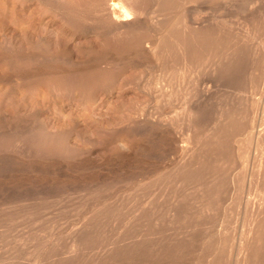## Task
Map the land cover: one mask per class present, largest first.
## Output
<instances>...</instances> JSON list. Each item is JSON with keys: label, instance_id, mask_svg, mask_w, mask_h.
Returning <instances> with one entry per match:
<instances>
[{"label": "rangeland", "instance_id": "374dc122", "mask_svg": "<svg viewBox=\"0 0 264 264\" xmlns=\"http://www.w3.org/2000/svg\"><path fill=\"white\" fill-rule=\"evenodd\" d=\"M193 1H196V0H193ZM193 1L188 2V3L186 2L187 4L181 3L179 6L178 5L175 6V7L181 8L183 5L182 9L176 8L179 11H176V9L173 8L174 6L172 7V5L174 4L173 1H172L173 4L170 3V4H172L171 6H168V3L163 4L164 5L163 8H165V5H166V6L170 7V9H172V8H173V10L175 9L174 11L178 12L177 14H175V12H174L175 15L173 14L172 10L167 9L168 7L165 8L166 11H164V9H162V6H161L162 4H160L161 7L158 5V7L155 8V9L158 8L159 10H155L156 12L154 11V13H156V15H157V14H159L157 11H159V12L164 11L163 14H165L166 12L172 11V13L171 12L168 14L166 13L168 15V17L170 16V14L172 15V16H170L172 18V20H173V18L175 19L174 16L180 17V16L187 13L186 15L190 16L191 18L194 17V19L198 18L199 21L202 19V17H204L205 20L202 19L201 21L204 20L205 22L206 21L208 22V20H210V19H212L213 21H216L218 19L217 16H219L221 18V19L219 18L221 20V22H219V25H220V23H222V20L226 19L227 22L226 21L225 22L223 21V22L228 27L223 25L224 23H222L221 27L218 25V23H216L215 25L217 26V28L214 27V28L220 30L219 32H221L222 30L223 31L225 30L224 34L225 35L228 34L227 35L228 38H227L225 35L222 34L223 31L221 32L222 36H225L224 39L227 38L226 41L224 39H222V43L225 44L226 46L219 43L221 41V39H220V41L218 42L220 45L217 46L218 48H215L213 46V47L207 48V50L209 49L211 51L213 48H215V51L213 50V52L218 54V55L214 56L216 54L213 53L214 58L215 57L218 58L219 55H222V58H223V55L225 56L227 54L226 55L227 57L225 56L224 57L225 59L223 61L224 63H226V65H228L230 63L231 59L237 60V62L231 61V62H235L236 64L230 63V65H232V66H230V68L232 69L235 66L239 67V65L241 68V64H242V65H244V69L239 68L241 72L238 71L239 69L237 70L235 68L237 72H233V69L232 70L230 69L231 71H229L227 73V71L229 69L227 68L228 70L227 69L223 70V68L226 66H223L225 64H223V62L221 61V56L219 57L220 59L215 58L216 60L215 59L213 60V58H211V57H213L212 53H208L206 50L204 51V54L202 55L203 58L201 56L199 59V61H201V59H202L203 62H199L200 63V66H199L197 64L198 60H196L197 63H195L194 67L193 68L191 67V69L189 70L190 74L186 73L187 72L186 70H188V69L183 67L184 64L181 67L184 68L185 72L182 70L183 68L181 69V72L180 71L178 72L177 68H175L174 65L177 64L176 59H179V58L176 56V58H175L176 64H174V61H173L174 57H175V56L173 57L174 53L168 54V55L172 56V57L168 56V58L166 57L167 55L165 56V54H160V52L157 53L158 55L155 54V56H154V54H151L150 51L146 50L147 45H145V44H147V43L146 42H144V44L142 43V39L143 38L145 39V36L144 37L142 36L143 38L140 37L138 40V43L140 44L139 41H141V44H143L144 46L141 44L139 46L137 42L136 43L134 42L135 43L134 44V43L130 42V40H128V42H127V39L121 38L122 37L121 33L119 36V34L115 35V33H112V32L110 33L109 31H108L109 33L105 32L106 30L104 31V29L106 28L107 21L105 19L106 22L102 21L104 24L102 22L98 23V19L104 20V18H98V19L95 18L96 17L95 16L96 11H95V7H94V3H95L94 0H0V212L2 213V214L0 213V254H1L0 256L2 257V258L0 257V264H1L3 259H5V258L7 259V257H9V255H11V254L24 255L28 251H32V250H34L39 256H44V257L52 256V258H55L57 255V257L55 258L56 261L54 264H61L59 262H60V260L62 261L64 259L62 257L65 255V254L62 255V252H65L63 250L64 249L68 250L69 246L72 245L71 241L77 239V237H79L80 235L81 236L79 238H81L80 239L81 243H82V239L87 237L88 235L89 236L87 238H89L90 240L88 239L89 240L88 241L87 238H85L87 240V242H86L87 244L85 243L86 246H83L82 244H84V242H85L83 239V243L81 244L82 246L80 245L82 247V249H80V251H79L80 253L75 252L76 255H78V256H76L75 254H73L72 256H70V255L68 256V253H66V255L68 256V257H66V255H65V257H66L65 259L68 260L67 264H69V261H70V264H74L75 263L74 261H76L75 264H78V262H80V261L84 264H88V263L93 264L94 261H95L94 264H107L108 262H109V264H113V263H111V261L114 262V264H129V263L130 264L131 263L140 264L141 261H142L141 264H161V262H162V264H168V260H170L169 261L170 264H173V259L176 260V261H174V264H180V261H181V264L182 263L188 264L187 263L188 261L193 262V264H195V263L201 264V262H202V264H204V263H206V261L204 262L205 259L203 260L204 252L206 253L205 250L211 246L212 242H213L212 245H214L215 241H217V245L219 246V244H221L220 245V247H221L223 245L222 243L224 240L222 239V241H221L222 243L219 241L221 240V238H223L224 234H226V235L229 234L231 236L234 232H235V234H238V235L234 236L235 234H233L232 238L234 241L235 240L238 241V239H239L238 237H239V234L241 232L240 233L236 232V230L237 231L241 230V226H240L242 223L241 219H243L248 214L247 212L250 211L248 209V211L246 212L247 214H244L245 212H243L244 211L243 208H245V210H247V207H245V206L250 207L251 201H249L247 203V205H246V202L248 201L250 196L251 197L253 196V191H252V189L250 190V188H253V190H254V186H252V185H255L254 183H256V180L253 178V176L259 174L258 170H257L258 167L256 164L257 160L259 159V158L257 159V156L259 155V153L257 151L258 149L256 148L257 147L256 136L258 135L257 133H258L259 129H261L263 127V122L261 120L264 119V115H261V114H264V112H263L264 111V108H263L264 107V104H263L264 103V96H263L264 95V92H263L264 91L263 90L264 89L263 88L264 87V84H263L264 83V76L262 77V75H264V67H263L264 66V63H263L264 59L262 57H259V55L262 56V54H264V51H263L264 49H260V47L262 45H264V42L260 43V44H258V43L261 40L264 41V39H263L264 38V33H263L264 29H262V28H264L263 27L264 24H261L262 25L261 26L260 23H258L259 20H258L257 16H259L260 11H261L260 13H262L264 11V0H256V2H255V0H227V1L226 0H216V1L215 0H206V1L205 0H197L198 2H195V3ZM199 1L201 2V4ZM253 1L255 4L253 3ZM255 5H256V7H255ZM151 6H150V9H154V7L152 8ZM244 6L247 8H245ZM212 7H213V9H212ZM234 7L236 8V10ZM238 7H240V8L238 9ZM221 8H222V10H221ZM260 8H262V10H260ZM89 9L91 11H89ZM160 9H162V10H160ZM242 9H244V11ZM246 9H248V10H246ZM181 10H185L184 12H186V11L187 12L186 13L180 12ZM220 11H221V13H220ZM88 12H91V13L88 14ZM179 12L183 13V14H180ZM191 12H192V16H191ZM197 12L199 13V16H197L198 15ZM83 13H84V16H83ZM149 13H147L146 17H145V15L143 16L146 21L149 19L148 21L151 22V20H152V22L148 24L149 26H147V24H146V23H148V21L146 22L143 17H142L143 18L142 20L145 21L144 23L146 25L143 23L144 26L149 27L150 31H151V29H155L156 28L154 26V25H156L155 23L157 22V24L159 25V22H161L162 19H164V21H166V19H167L166 22H168V23L172 21V20L170 21L168 19L167 15H166L167 18L164 17L165 15L162 16V14H160V16L157 15L158 17H156L152 12L150 13L151 15H149ZM195 13L197 14V15H195L197 17L194 16ZM245 14H247V15H245ZM253 14H255L257 16L254 17ZM96 15H97V13H96ZM214 15L217 18H215ZM248 16L250 17L249 19L247 18ZM160 17H162V19ZM235 17L238 19V21L240 20V22H239L240 26L237 24L238 23L237 19L235 21L236 23L231 21L232 19L234 21ZM92 18L93 19L95 18L96 20L95 19L93 20ZM214 18L216 20H214ZM222 18H224V19H222ZM254 18L258 21H255ZM88 19H90V21ZM159 19H161V21ZM259 19L261 20V17ZM250 20L253 24L250 23ZM164 21L162 22V24L166 23V22L164 23ZM244 21L248 22L247 23L248 25H245ZM87 22H89L90 25H89V23L87 24ZM216 22H218V20ZM256 22H257V25L259 24L258 25L259 28H257ZM152 23H154V24H152ZM210 23L214 24L212 21ZM261 23H264V19H263V21L261 20ZM94 24L96 25L95 27L92 26ZM151 24L154 26V28L152 27ZM162 24H160V25H162ZM235 24L238 28V32H240L241 35L238 34ZM243 25L246 26L244 28H248L249 26H251V27H249L250 29L248 28V32L249 31L252 32V31H255L258 29H260V30H258V32L256 31L255 34H254V32L252 34H250L251 32H249L248 34H247V32H245V34L247 36L245 35L246 37H244V32H243L244 28L242 27ZM144 26L140 25L138 27L137 26L133 27L135 29L131 28L132 29L131 32L134 33L132 35H136L137 31L135 32V30H136V28H139V29H137L138 30L137 33H139V34H137V37L140 34L148 36L149 30L146 31L147 28ZM142 27H144V28L142 29ZM219 27H220V29H219ZM232 27L234 29L236 28L235 32H234V29H232ZM239 27L241 28V30L239 29ZM140 28H141V31L143 30L145 32L144 33H141V31L139 32ZM226 28H227V30H226ZM130 30L128 33H131ZM232 30H233V32H232ZM146 32H147V34H146ZM150 33L151 34L154 33V34L151 35ZM256 33H258V34L256 35ZM149 34L151 35L149 37H152V39L151 38L150 39L153 40L155 38V36H154L155 30H154V32H149ZM236 34H238L237 37H236ZM258 35H259V37L261 36L260 39L261 38L262 39L260 40L258 37H255V38H258V40L256 39L254 41L253 36H258ZM230 36L232 37V39L238 38L240 36L239 39H236V42H237V40L239 42L241 39L242 41H241V43L239 42V44L242 46L245 45L246 47L243 48L242 46H238V44H237L238 42L236 43L234 41V39L232 40L230 38ZM241 36L244 37V39H242ZM118 37H120L121 40H123L122 42L125 43V45L123 43H121V40L118 41L119 40ZM149 37H146L147 40H149L148 39ZM248 37H249V40H248ZM125 38H126V35H125ZM246 38H247V43L249 42L248 44H244L246 42V40H245ZM113 40L115 42L117 41L116 43H118V44H116ZM124 40H125V42H124ZM256 41H258V42H256ZM126 42L128 43V46L130 48H128L126 46ZM121 44L123 46H120ZM249 44H251L250 48H249V46H247ZM136 45H137V47H136ZM227 45H228V48H227ZM235 45L238 46L237 49H239L240 52H241V50L245 49L243 52L244 53L247 52L246 56L248 55V52L251 53L249 55L253 56V51H254L253 49H255V47L259 45L257 48L260 50H258L257 48H256V50H258L259 52L262 51L263 53L260 52L261 54H259V52H258L259 55H256V57L258 56L257 58L259 59V61L260 60L262 61V63L260 62V64L262 66L259 64V62H255L256 64L253 62V61H257L258 60L257 58L249 57V55L247 57H245L243 52L239 53L240 55L238 53H236V52H238V50H235L236 49ZM254 45H255V47H254ZM138 46L140 47L139 50L140 49L142 51L146 50L147 52L145 53L143 51L144 54H142L141 50H140L141 53H140V51H138L139 53L134 52L136 50V48H138ZM141 46H143L144 48H142ZM233 46H235V47H233ZM133 47H135V50H133L134 49ZM221 47H222V49L220 50ZM239 47H241V48H239ZM247 47L249 48V50L247 49ZM131 48H133V49H131ZM230 48H235V49H231V53H232V50H234V52L237 55L234 53H233V55L232 54H230V55H232L234 57H235V55L238 56L237 59H236V57L235 58L232 57L231 59H229L231 57L228 53L230 51L229 50ZM261 48H263V47H261ZM147 49H149V48H147ZM223 49H225V50L222 51ZM219 51L223 52V53H219ZM148 52H149V54H148ZM205 52H207V53H205ZM127 53L129 54L128 57L126 56V55H128ZM124 54H126V55H124ZM146 54H148V55H146ZM159 54L161 56L163 55L165 58L161 57V56L159 58ZM206 54L208 56L210 54L211 55L208 57ZM152 55L154 57H152ZM228 55L230 56L229 58H228ZM119 57H121V58H119ZM122 57H124V58H122ZM248 57L250 59H248ZM158 58L160 59V62H162V63L159 62ZM171 58H173V59L171 60ZM206 58H207V61H210V62L213 60V64H211L212 62L211 63L209 62V63L211 65L215 66L214 68H215V70H218V73H217V71L214 70V68H212L213 66H211L210 64L207 66L211 67L212 70H214V71H212V70L211 71L214 73H212L210 71L211 68L208 69V67H207V69H206L207 62L206 63L204 62ZM260 58H262V59H260ZM228 59H229V63L227 61ZM238 59H239V61H241V60L242 61L239 62ZM219 60L221 61V64H219L218 67L221 68L220 65H222L223 68H221V69L217 68V65H216L217 63H220ZM153 61H155V63H153ZM180 61H179L178 65H176V67L178 66L179 70H180L179 64L183 63L182 61L181 62ZM147 62H149V63H147ZM248 62H252L250 65L251 67L247 66L249 64ZM253 63L256 65V67ZM151 64H153V65H151ZM154 64L156 66L166 64V66L165 65H163V66L164 67H167V65H168V67L171 66L170 67L171 69L168 70V68H167L168 71H164V70H166V68L163 67L164 69L161 68V70H160L159 69L160 66H158L157 67L158 70H156L157 68ZM196 64L198 65V67ZM237 64H239V65H237ZM252 64L254 65L253 67H255L254 69L252 67ZM258 66L259 67L261 66V67L258 68ZM195 67H196V70H195ZM174 68H175V70H174ZM246 68H250L253 70L249 71L247 69L248 70L247 71ZM198 69L202 70V71L198 72ZM219 69L223 70L224 72H222V71L219 72L220 71ZM162 70L164 71V73L166 75L162 72ZM206 70H209V71H206ZM225 70H227L226 71L227 74L225 73ZM257 70H261L262 72L258 71L259 72L258 73ZM254 71L258 73V74L256 73L257 76L256 75L254 76V74H255ZM160 72H162V73L160 74ZM196 72H198V74H196ZM230 72H233V73H230ZM247 72H248V74H247ZM251 72H252L254 78L256 77V79H255V81L257 80L256 82L254 81V79L252 80L253 77H252V75H250ZM194 73L198 77L197 76L194 77V75H195ZM162 74H164L165 77L168 78V80H169V83H168L169 86L167 85L168 88L169 87L172 88V86L174 88L179 87V90L178 89L176 90L174 88H172V89L169 88L170 90L168 89V91H165V93H166L165 94V93H162L161 91H158L156 88V89H154L156 91H154V90L151 91V92H154V96H153V94H151L150 91H144L143 92V91H139L137 88H135V85L138 84L137 87L139 88L140 87L139 85L144 84L145 82L146 83L151 82L152 84H156V86H161L163 84L166 87L165 84L168 82V80L164 79V77H162L164 75H162ZM229 74H231L232 76ZM158 75L160 78L157 77ZM167 75H170L171 77L167 76ZM188 75L189 76L191 75V77H189ZM214 75L216 76V78ZM225 75H229L232 78L228 79L227 78L228 76L225 77ZM234 75H236L237 80H236V77ZM246 75L251 76L252 78H250V77L247 78ZM259 75H260V77H259ZM149 76L152 78H150ZM181 76L184 77L185 80L188 79V81H187L188 82V89L192 88V92L190 91V89L189 90L187 89V87H186L187 82L183 83L185 81H183L184 78L181 80V78H182ZM192 77H193V80L197 81V83L195 81H192ZM161 78L163 81H160ZM194 78H200V79L196 80ZM233 78L235 79V81H233L234 80ZM149 79H151V81ZM153 79H154V83H153ZM157 79H159V81H160L159 84H161V82H162L161 85L157 84L158 83ZM218 79L221 81H219ZM230 79H233V80H230ZM259 79L261 81H259ZM262 79H263V81H262ZM180 80L183 82H181ZM148 81H150V82H148ZM156 81H157V83H155ZM189 81H190V83H189ZM252 81L255 83V85ZM258 81L260 83H258ZM65 82H67V85L70 88H68L67 86L64 87V85H66ZM139 82H141V83H139ZM191 82L192 83L195 82V85L198 84L197 88H199V89L196 88V89H194L195 91H193V87L195 88L196 86L194 84H193V87H192V85H189V84H191ZM199 82L201 84H199ZM62 83H63V86H62ZM202 83H203V86H202ZM208 83H210V84H208ZM213 83L216 84L217 86L214 85ZM59 84L61 85V87ZM237 84H239V85H237ZM182 85H184V86H182ZM206 85H207V87H206ZM231 85L234 86V88ZM240 85H242V86H240ZM208 86L212 89L213 92L211 91V89ZM215 86L218 87V89ZM258 86H260V88ZM180 87L182 89H184L186 87V91L180 89ZM250 87L252 89L254 88V90L253 91L250 90L251 89ZM63 88H64V91H63ZM206 88L207 89L209 88L208 89L209 93L205 90ZM257 88H258V90H257ZM70 89L73 90L72 94L70 93V91H71ZM234 89H236V90H234ZM110 90H112V91H110ZM136 90H138L140 93H138V91L136 93ZM204 90H205V92H204ZM219 90H222V91H219ZM260 90L262 91V93L259 94L258 91L261 92ZM66 91L67 92L69 91V93H67ZM169 91H172L173 94H169ZM176 91H177V93H176ZM189 91H190V95H187L186 93ZM236 91L238 93H236ZM62 92H63V94H62ZM147 92H149L150 95L149 94L146 95ZM156 92H158V94L162 93L161 95L164 97H161V95L155 94ZM167 92H168V94H167ZM172 92H170V93H172ZM179 92H180V94H179ZM202 93H206V95H204ZM228 93L231 95H229ZM174 94H176V95H174ZM215 94H216V96H215ZM235 95H237V97H235ZM196 96H198V97L196 98ZM255 96H257V97H255ZM84 97L87 99H84ZM90 97H92L93 99L91 100ZM165 97H167V98H165ZM173 97H176V98H173ZM82 98L85 100L84 105H83V99ZM163 98H164V100H163ZM257 98H258V101H257ZM207 100H208V102H207ZM86 101L87 102L89 101L88 104H86L87 103ZM92 101L95 103H92ZM167 101H169V103ZM198 102L202 108L199 107V104L197 105ZM204 102H206V103L204 104ZM256 102H258V103H256ZM259 102L262 103L260 105L263 107H261L259 105ZM170 103L173 105H171ZM181 103H184V104L182 105ZM231 103L233 106L231 105ZM246 103L250 106L246 105ZM190 104H193L191 106H193L195 108L197 107V109L200 108V110H198L199 112L197 111V109L194 110V108H193V111L195 113L196 112L200 113V111H201V113H203V116H201V113H200V116H199V114L196 113L195 116H197V117H195L193 115L194 113L191 114L192 117L196 118L195 119V118L191 117V123L194 124L195 129H197L199 132L203 133L202 134L203 136L201 134L197 136V134H199V132L198 131L196 132V130L194 131L193 130L194 128L193 129L191 127L189 128L188 127L189 125L187 126L188 123L186 124V122H189V119L187 116L190 114V111L192 110V107L190 106ZM203 104H204V107L206 106L205 110L203 109ZM219 104H220L221 110H220ZM239 104H241V107L239 106ZM185 106H187L186 109L187 108H189V109L185 110L184 109ZM237 106L239 108H242V109L243 108L245 109L246 108L245 106H248V108L251 107L252 109L247 108L248 111L246 109H245V111H243L242 109L237 108ZM182 107H184V108H182ZM254 108H256L259 111H257ZM261 108H263V110ZM231 109H233L232 115L234 114L235 116H231V115L229 116V114H231L230 112L232 111ZM234 110H235V112L236 111L237 112L235 113ZM239 110L244 115H242L239 112ZM251 110L254 112L253 113L254 115L256 112L258 114L256 113V115L254 116L252 114ZM188 111H189V114L186 116ZM216 111H218V112H216ZM222 111L223 112L225 111V113H223V114L228 116V120L226 121V123H229L227 125H229L230 127H227L225 125V126H222L220 128H217L216 130H214L213 128L216 126L215 124L218 123L217 120L218 119L221 120L220 117L217 116V114L218 115H219V113L222 114ZM246 111H247V113H246ZM212 112L214 114H212ZM250 112H251V115L253 116V119H255V121L258 119V121L254 122L252 124L255 127L254 126L251 127V123H248L250 121L252 122V120H253L251 118V116H249ZM239 113L242 116H239ZM175 115H176L177 119H175ZM177 115L179 116V118ZM225 115H223V116H225ZM150 116H151V118H150ZM181 116L185 122L182 120ZM198 116H199V118L201 117L200 120H199ZM219 116H221V115H219ZM223 116H221L222 119H223ZM256 116L258 118H256ZM129 117H131V118H129ZM172 117H174L173 118L174 121L175 120L179 121V119H180L181 121H183L184 125H183V123H181V124L179 123L181 121H179V122L177 121V123L172 122L173 121ZM232 117H234V118H232ZM238 117H240V118H238ZM241 117H244V120ZM245 117H246V120H245ZM249 118H251V119L249 120ZM192 119H194L195 121L193 122ZM208 119H210V121ZM196 121L199 122V124H200V122L202 124H200V125L195 124ZM215 121L217 123H215ZM139 122H140V124H139ZM173 123H175V124L173 125ZM176 124H178V126ZM207 124H209V126ZM230 124H235L234 128ZM246 124H248V125H246ZM162 125L163 126L165 125V126L163 127ZM185 125H186V127H184ZM211 125H213V126H211ZM236 125H238V126H236ZM239 125H240V127H239ZM199 126H202V127H199ZM177 127H178V129H177ZM203 127H205V128H203ZM221 128L227 130L226 133L223 130V133H221L223 135H224V133L226 135L228 132H229V135L230 134L234 135V134L239 133V135H242L243 137L238 136V134H237L236 135L237 139L239 141H241L245 137L247 139V141L249 142V145L252 143L251 144L252 148L249 147L247 145L248 142H246V145L248 146V149H249V151H248L249 153L245 152L246 154H249L247 157L246 154H244V155L242 154L243 153L242 150L243 151L248 150L247 146L244 145L245 144L244 142L246 141V139H245V141L242 140L243 142L235 141L236 144H238V145H240V144L242 145V143H243V146L240 145V148H241L240 149L239 146H237L234 143V141L231 143L233 145L235 144V147L230 143L229 140L231 138L229 139L227 137H225V138L223 137V139H224L223 141H225L227 145L230 143V145L232 146V148L234 150H232L231 147H227L226 144H225L226 146H222L220 148V146L222 144L224 145V142H222V144L220 142V145L218 146V148L221 150V152H222V149L226 150V148L227 149L230 148L232 153L234 151L233 155H231L233 157L234 154L236 153L235 150H237L239 148L237 150V153L240 150L242 152V153L240 152L242 155L238 153L241 156H237V155L234 156L233 159H235L236 161H234V163L232 165L231 164L232 162L230 163V161L231 160L233 161V159L229 154L231 152L227 153L231 157V158H229V156H227V158L229 159V161H228L227 158L224 157L227 154L223 155L219 151L220 153H219L218 157H220V160L223 162V163L222 162L220 163V165H222V166H220V168L221 167L222 168L219 169L218 168L219 165H217V168L219 170L218 169L212 170L213 166H212V168H210V165H212V163H211V159H212L211 157L212 156L210 157L211 154L210 155L208 154L209 156L207 155L208 149L210 147H212V145L209 144L210 142H208L209 145L207 144V141H208L207 139L209 138V140H210L212 138L211 136L215 132H222ZM247 128L254 134H252L250 131H248ZM252 128H254V129L252 130ZM241 129L242 130L245 129V131L241 132ZM162 130L164 132H162ZM192 130L194 132H196L197 134L192 132ZM235 130H237V131H235ZM152 131L153 132L156 131L155 136H154V134H152L153 133ZM178 131L179 132L181 131V132L179 133ZM185 131L187 132V134L189 131L192 132V134L190 132L189 133L192 136L194 135V140L195 141L197 140L196 143L198 141L201 142L202 138L207 140L206 142H205V140H203L204 142H202V144L203 145L206 144V146L199 145V142H198L199 148L196 145V148H198V150L200 149V146H201V149L205 148L203 150V152H201V153L203 155L205 154V156L207 155L206 157H204L200 153L201 154V155H199V158H201L200 160H202V157H204L205 159L207 157L209 158L208 161H200V163L203 164L202 169L206 170V174H204L205 170H201L204 173L199 171L201 168L199 170L195 169V171L194 170L193 171L197 175H198V173L196 172L197 170H198V172H200V175L202 173L201 176L206 178L207 184H208L209 180H210V182H211V180H213L214 182L213 181L212 182L214 184L213 183H209L208 185L205 184L206 183L205 178H202V177H201L202 178L201 180L204 179L203 182L200 181V179L198 181L197 180L194 181V179H197V178H194V179L191 178L194 176L193 172L191 171L193 175L191 173H189L187 175V177L191 176L188 178L192 179V181L194 183L197 181L195 183V187H198L196 185H199V183H201V184L204 183L203 185L207 186V189L204 186L205 191H203L204 187H202L203 190L200 188L201 190L199 189L197 191V189L200 187V185L196 189L194 187V184H192L193 182L190 179H187V180L188 181L190 180L192 182L190 184H191V186L193 185V187L191 188L188 181H187L188 186L185 185L187 177L183 178L184 180L182 179V182L185 184H183L180 180L176 181V182L180 181L179 182L180 184H179L176 182H171V181H174L172 179L170 181V177H168L169 172L167 173V171H166L162 175L165 177L166 176L168 177V178L167 177L166 178L169 179L168 182L171 183L172 189L175 190L174 192L177 191L175 189L178 187L177 184L179 185V187H178L179 192H176L178 197H179L180 193H183V190L181 189L182 186L189 187V190H188V188H186V189L184 188V190H187V191H185L186 194H185V192L183 193L184 196L180 195V197L186 199V201H187V198L185 197V195H187V194L189 195V192H191L192 195L193 194L195 195V192L197 191L196 192V195H197L198 193L199 194L201 192L205 193L206 190L210 191L212 189H215L216 187H218V190H219V187L221 185L223 191L220 188V190L222 192L219 190L220 192L217 191L218 193L216 195L220 196L219 198H222V196L225 195L222 198L224 200L221 201L222 199L221 200L218 199L219 200L218 201V200H214L215 198L212 197L211 198L212 201L209 200L207 202L206 200L210 199V197L212 196L211 194H210L211 195L210 196L207 192L206 194H208V196H206V199L204 198L205 203H204V201H202L204 203V205L206 204L205 206H207V208H205V210H204V208H202L204 206L203 203H201L203 206L199 205V207H197L198 204L196 202H197V200L199 201L200 196L197 195L198 197L197 196L195 197V198H199L197 200H195L194 197H193V199H190L191 196L188 198L189 201L190 200L196 201V202L192 201L193 203L191 202L192 205H195L197 208L196 211H194L195 207L192 209L191 204L186 203L183 199H181V200L179 199L180 200L179 201L175 198L177 196H175V193L173 192V190L171 188L169 189V187H167V186H171V185H169L170 183H166L167 181H166L165 177H163L165 181L163 180V182H162V180H160V179H162V175L159 177L157 175H155L156 173H158L157 170L159 168L161 170V168H164V167L168 168V166H169V169H171L173 171L174 168L176 167V163L178 165V162L179 163L181 162L180 160H182L183 156L180 154V151H181L180 147L181 148L183 147V143H185V144L187 143L186 138H184L185 136H183L186 134ZM230 131H232V132L230 133ZM247 131L249 133H246ZM165 132H166V134H165ZM210 132L211 133L214 132V133L212 135H209V134H211ZM162 133L165 135H162ZM182 133H184V134H182ZM249 134H250V136H249ZM252 135L254 137H252ZM156 136H157V138H156ZM181 136L184 138V140L182 139ZM195 136H197V138H195ZM200 136L202 138L198 139ZM140 137H141V139H140ZM165 137H167V138H165ZM235 140H236V138H235ZM134 141H136L135 144H134ZM163 143H165V145ZM156 144H158V145H156ZM207 145H208V147L209 146L210 147L208 148ZM171 147H173V148L175 147V148L173 149ZM206 147L208 149H206ZM242 147L245 148L246 150L243 149ZM218 148H217V150H218ZM250 148L252 149V151L250 150ZM168 149H170L171 152ZM230 149H228V151ZM225 150L223 151V153L228 152ZM200 151L201 150L197 151V149H196V152H197L196 154H199L198 152H200ZM204 151H205V153H204ZM211 151H212V149H211ZM211 151H210V153H211ZM254 154H256V156ZM221 155H223V156H221ZM236 157L238 159H236ZM243 157H245V158H243ZM247 158H248V161H246ZM178 159H180V160H178ZM255 159H257V160H255ZM243 160L246 161L247 164ZM172 161L174 162V164ZM224 162L226 165L224 164ZM243 162L246 165V171L252 169V172L255 170L256 173H255V171H254L255 174L252 172H248V171H247V173H244L243 169L241 170V168H245V166L243 164H242L243 167H242V165H240ZM223 164H224V167L226 168V171H229L228 173L225 170H223L224 169ZM154 165H155V167H154ZM207 165H208V168H207ZM249 167H251V168H249ZM253 168H256V169L253 170ZM169 169H167V170H169ZM237 169H240L242 172V173L239 172L241 174V176H240L241 179H242V177L247 175L245 178H249L248 179L249 181L253 180L252 182H254L253 184L252 183L247 184L246 179L243 178L244 179V183H243L244 186H240V187H242L241 191L244 190V192L242 191L243 196H242V193L239 192L240 188L239 187L237 188L236 182L234 184H232L233 181H235V179L237 182H238V179L241 180L239 175H238L239 170H237ZM150 171H152V172H150ZM207 171H208V173H207ZM209 172H212V173H209ZM166 173H167V175H166ZM250 173H252L253 175ZM203 174L206 176H203ZM229 174H231V175H229ZM242 174H245V175L243 176ZM207 175H209V176H207ZM250 175L252 177H250ZM154 176H155V179L153 178ZM217 176H219V177H217ZM229 176H231V177H229ZM148 177L151 178L150 181H152V183H153V179H154L153 184L151 182H148L149 181ZM228 177H229V179H228ZM257 177H255V178L258 180ZM157 178H159V179H157ZM126 179L129 181H127ZM147 179H148V181H147ZM223 179H226L227 184H226V182H224V183L228 187L227 186L225 187V184H223V182H222ZM231 179H233V180L231 181ZM98 180H100V181H98ZM105 180H106V182H105ZM134 180H136V181H134ZM143 180H145L149 184L148 183L145 184V182ZM157 180L158 181L160 180V182H158ZM96 182L98 185L96 184ZM127 182H129V183H127ZM131 182L133 184H136L137 186L133 185ZM138 182H139V185L141 182H144V184L141 183L142 186H138ZM164 182L166 183V185L167 184L168 185L165 186ZM106 183H108V184H106ZM150 183L152 184V186L150 185ZM160 183H163L165 188H164V186H162L163 184H160ZM173 183H176V184H173ZM181 183L183 184L182 186H180ZM217 183H218V186H213V185H217ZM147 184L150 187H148ZM250 184H252V185L250 186ZM210 185H212L211 186V187H213L212 189H211ZM222 185H224V188ZM234 185H236V188L239 189V191L235 188ZM87 186H89V187H87ZM122 186H125V187H122ZM128 186H130V188ZM136 187H137V189H136ZM151 187L153 189H150ZM231 187H232V189H231ZM142 188H143V191H142ZM144 188L146 189V191ZM148 188L151 190L150 192H152L155 189V192L156 193L158 192V193L156 194L153 191V195H152V193L149 192L150 193V196H149V195H147L148 194L147 192L149 191ZM157 188L159 191L156 190ZM193 188H195V190ZM245 188H248V189H245ZM89 189H91V190H89ZM100 189H101V191H100ZM135 189L138 190V193H137V191L135 192ZM224 189H226V191L227 190L228 191L224 192ZM235 189L237 190L236 192H238L240 194L236 193V195L237 194L238 195L237 196L235 195L236 197H234L235 200L233 201L234 198H232V196H234L235 193L232 194V192H234ZM130 190L131 191L134 190V191L131 192ZM191 190H193V192L194 191L195 192L193 193ZM245 190H247V191L245 192ZM228 192H229V194H228ZM247 192H249V193H247ZM120 193L122 194V196ZM135 193H137L138 196H140V197H138V196L135 197V195H137ZM145 193H147L146 197H149V198L145 197ZM154 193H155V196H154ZM178 193H179V195H178ZM210 193H211V191H210ZM139 194H141V195H139ZM158 194H159V196H162V198H164V199H162V198L160 199ZM248 194H252V195H250L249 197H246V198H248L246 200L245 196H248ZM118 195H119V197H118ZM170 195H174V196L172 197ZM188 195H187V197H188ZM216 195H215V197L218 198V196H216ZM239 195H241L242 198ZM100 196H102V197H100ZM142 196H144V198ZM151 196H152V198H150ZM203 196H205V195L203 194ZM30 197H33L34 199L33 198L31 199ZM141 197H142V199H141ZM238 197H240L242 200L239 199ZM251 197H250V199H251ZM42 198H43V200H42ZM100 198H102V199H100ZM173 198L175 199L173 201H177L178 203L180 202L178 204L179 206L177 208L181 209L180 204H181L182 200H183L182 204L185 203V205L186 204L191 205L190 206L191 212H189V216H188V213L185 212L186 207H184V205L182 206L183 209H181V210L174 208L177 206V204H173L174 206L173 205L170 206V202L174 203L172 201ZM136 199L138 201H139V199H141V201H139V202L141 204L143 202L142 205H144V202H147V203H145V205L146 204L148 205L150 203L149 206L151 209H149V206H147V205H146L147 209L145 207L142 208V205ZM166 199H168L169 202ZM236 199L239 201H237ZM31 200L33 202H31ZM99 200H100V203H99ZM135 200H136V202H135ZM225 200H227L226 204L227 203L232 204V205L228 204L229 206H231V207H229L231 214L229 211H228L229 213L226 212L228 205H227V207H225L226 206ZM228 200H230V201L228 202ZM109 201H111V202H109ZM166 201L169 203V205L167 203H165ZM210 201L211 202L217 201L218 202L217 205H220L221 209H219L220 207H218L215 204L211 205L212 203L210 204ZM220 201L224 202V203H221L222 204L221 205ZM240 201H243L245 203L244 206H243V202L241 203ZM133 202L135 204L138 202L136 205H139V206L136 207V205L133 204ZM156 202H158V203L156 204ZM153 203L156 205H155V207L152 208V206L154 205ZM233 203L234 204L236 203L235 204L236 206L238 204V206L237 207L234 206ZM240 204H242V205H240ZM33 205L36 208H34ZM134 205L136 207V210H133L134 212H132V214H130L132 211V208H134ZM189 205L187 206V210H189V208H188ZM15 206H16V208H15ZM99 206L101 208H99ZM213 206H215L217 209L215 208L216 212L212 211L213 214H211L210 212H211ZM232 206H233V208H232ZM239 206L242 208H239ZM106 207H108V209ZM115 207H117V208H115ZM172 207L174 208L175 214H177V213H178V215L180 214L179 218L177 217V215L174 216L175 214L172 212ZM90 208H92L93 210ZM113 208H114V210H113ZM126 208H127V210H126ZM137 208L138 209L140 208L142 210L140 211V209L138 210ZM18 209H20V210H18ZM103 209H104V211H103ZM105 209L107 210L106 212H105ZM144 209L148 213L150 211H153L152 214L155 213V215L157 212L156 216L152 215L151 212L149 213V214H151L150 217L153 219V220L149 219V220H151V222L147 219L144 220V218H148V216H147L148 213H146ZM155 209H157V210L155 211ZM191 209L193 210V212ZM207 209L209 210L208 212L211 215H215L216 213L219 212L218 213L219 217H218V214H216L217 215V217H215L216 219L222 218L223 216H225L226 213L229 215L226 214L227 218L223 217L222 219H220L221 221L218 219L217 220L216 219H214V220L210 219V223H213V224L208 223V225H211L210 227L207 226L208 228H210V231L207 228V230H206L207 235L205 236V235H201V234H202V231H203V233H206V232H204L205 228H206V226L204 227V225L206 222H203L204 225L201 223L202 224V227H201V224L199 226V223L202 221H198V220L204 219V220H207V222L209 221V219H207V218L210 217V215H209V213L206 214ZM224 209H226V210L224 211ZM234 209H235V211L237 209L238 210L237 212H240L239 215L235 211H233ZM108 210H110V211H108ZM176 210H178V211H176ZM197 210H199V212L201 211L203 213V215H206V218H204V216H202L201 212H200V214H201L200 215L199 212H197ZM213 210H214V208H213ZM220 210L223 211L222 212L223 214L220 213ZM135 211H137V212L140 211V212H139V214L137 213L138 215H136V214H133V213H135ZM143 211L146 214L142 213ZM166 212L170 213L171 216L174 214L172 216V218L174 217L175 221H174V218H173V221L175 223L178 222L177 223L178 225H181V223L179 224V222H182V220H180V216L183 214L184 216H182V219L184 217V220H183L184 222H182L181 226L183 228H185L188 225L187 226L188 229L186 228L185 230H187L189 232H190V230L192 231V233L190 232L191 237H189L190 235H187L188 234V233H186L187 231L185 232L181 228V230L185 232V234H182V231H180L181 226H179L178 227L179 229H177V231H179L182 234L181 237L186 238V239H182V238L180 239L181 234H178L179 232H177V231H176L177 233H175V230H172V228L171 229L169 228L173 224L174 225L173 229H174V227L176 229V224H174L173 221H170V222L168 221V220H172V219H170L171 217ZM194 212L195 213L197 212L198 215L195 214V216H194ZM224 212H225V214H224ZM18 213H20V214H18ZM23 213L25 216L23 215ZM106 213H108V215H104ZM250 213H251V211L249 212V214ZM140 214H141V216H140ZM164 214L167 216H163ZM235 214H236V216H235ZM240 214H243V215H240ZM8 215L10 218L8 217ZM230 215H231V217H230ZM118 216L120 217V219ZM139 216H140V218L142 217L143 219L140 220V218H138ZM196 216H199V217L202 216V217H200V218L198 217L199 218L198 219ZM233 216H235L234 218L238 219V221L235 220L233 218ZM165 217H167L169 219H167ZM176 217L178 219H176ZM189 217H190V219H189ZM192 217H193V219H195V217H196L197 221H194L192 219ZM248 217L250 218V215H248ZM248 217H245V218H247L249 220ZM128 218H129V220L127 221L128 222L127 223L125 221ZM132 218H133L134 223H133V221L130 222V220H132ZM134 218L136 220H134ZM160 218H162V219H160ZM163 218H165V219H163ZM210 218H214V217L211 216ZM106 219H107V222H106ZM224 219H226V220L230 219V222H232L231 219H234L233 225H229V224H232L229 222V220H228V222H229L228 224L226 221H222ZM247 219H243V222ZM118 220H120V222ZM143 220L145 222H143ZM215 220L218 222V225H216V226H219L218 229L216 228L217 231L216 230L215 231L218 233L221 232L220 234H217L214 231L215 234L218 235V237H219V235H221L222 232L224 233L226 231L224 234H222L223 236L221 238L219 237V239L217 236H214V235L211 236V234H210L211 232H212V234H214L213 229H215V227H216V226H214L216 224V223L214 224ZM117 221H118V223H117ZM135 221H136V223H135ZM247 221H245L243 223L244 225H242V227L245 226ZM154 222L156 225L154 224ZM166 222L167 223L169 222V224L171 226L169 224H167ZM171 222H172V224H171ZM195 222H197V223H195ZM236 222H238V223H236ZM81 223H83L84 225ZM87 223H89V224H87ZM130 223H131V225H130ZM150 223H152V224H150ZM164 223H166V224H164ZM194 223H195V226L198 224V226H196V227H199V228L204 227L203 228L204 230L203 229L199 230V228H198V231H197L200 234V237L203 236V239H201L202 237L201 238L199 237L198 233H197L198 235L195 233L197 228L190 227V225H192ZM222 223L223 224L225 223L227 226H234V228L236 227L234 225V223H236L237 229L235 228L236 230H234V231L232 229V231H231L232 233H231L228 230H230L233 227H230V229H229V227L226 228L227 226L225 225L226 226L225 227ZM163 224H164V226H163ZM166 225H168L167 228H169V230H167V228L165 230L164 227H166ZM85 226H86V229H85ZM100 226H101V228H100ZM106 226H108V227H106ZM116 226H118V227H116ZM120 226H122V227H120ZM140 226H142V227H140ZM223 226L225 227V230H222L221 227H223ZM82 227H83V229H82ZM98 227H99V229H98ZM103 227L104 228L106 227V228L104 229ZM157 227H158V229H157ZM211 227H214V228L211 229ZM111 228L113 230H111ZM128 228H130V229H128ZM137 228H139V229H137ZM155 228H156V230H155ZM194 228L196 230H194ZM245 228H246V226L244 227V229ZM45 229H46V232H44ZM95 229H96V231H95ZM100 229H102L103 231ZM109 229H110V231H109ZM134 229L135 230L137 229L136 230L137 232L138 231L141 232V234H140L141 237H140V235L138 236V233H140V232H138V233L136 231L134 232ZM50 230H53V231H50ZM98 230H99V232H98ZM121 230H123L122 231L123 233L121 232ZM148 230H149V232L154 231V230L157 231V232H155V231L152 232L153 236L155 235L154 233H156V234L159 233L158 235L163 236V238L162 237L159 238L158 235L154 236L155 238H157L156 239L157 242H160V243H163L164 237H167L164 235L165 234L170 235V232H171V237L170 236H168V237L172 238L173 242H171V239L167 237L168 240L170 239V241H168V243H167L166 238H165V242L163 244H166V245H169V242H171L172 244L175 242L172 245L174 247L177 244L176 242L178 239H180V241H182V242L183 241L188 242L189 246L183 242L184 245L187 246L186 249L188 252L186 251V249H184L185 246H184V248L182 247V245H183L182 242H181L182 245L180 244L181 246H179V244H177L178 248H177V246L175 247L178 249L177 251H179V249H180L179 247H182L184 249L182 251H184L185 253H188V254L183 255L184 252L182 253V251H180V253L182 255L179 254V252L176 253V250H172V248H173L172 246H167V247L164 246V247H166L167 250L165 248L164 249L166 251H168V253L166 252V254H163L165 252L162 253V251L160 250V248L163 250V248H162L163 246L161 247V245H163V244L159 243V246H158V243H156V240L153 238V236L151 237V235H150L151 233L147 234L146 231H148ZM164 230L166 232L168 231L169 234H168V232L166 233ZM80 231H82V232H80ZM116 231H117V233L118 232L119 233L117 234ZM227 232H229V233H227ZM39 233H40V235H39ZM93 233H95L96 235H92ZM135 233H137V235H134ZM143 233H145L144 235H147V236L150 235L152 241L154 240L153 241L154 244L152 243L151 239H149V241L147 242L148 237L147 236L145 237L147 239H145L144 236L142 237ZM172 233L178 234L179 237H177V235L172 234ZM193 233H195V234H193ZM124 234L126 236H124ZM172 235L175 237V239L177 237L176 241H174L175 239H173L174 237H172ZM183 235H186L187 237H189L190 239L189 238L188 239L190 241H188L187 237L186 236L184 237ZM196 235L199 237L198 241H195V239L197 240V238H198V237H196ZM226 235L224 236V239H225ZM229 235H227V236L229 237ZM14 236H15V238H14ZM72 236L73 237L75 236L76 238L74 237L75 239H72L73 238ZM92 236H94V237H92ZM133 236L136 239H138L137 241L139 243L136 241V239ZM233 236L235 237V239ZM34 237H38V238H36V240H35ZM42 237H43V239L49 237L50 241H49V238H48V240L45 239L46 241H43ZM70 237L72 240L70 239ZM131 237H133V238H131ZM138 237L140 238V241H139ZM208 237L210 239H211V237H214V238L217 237V238H215L216 240H214V238H212L211 239L212 242H210V244H209V241H211V240ZM228 237H226V239H225L226 241H227V239L228 240L231 239L230 237L229 238ZM236 237H237V239H236ZM158 238L160 240H163V242L160 241ZM69 239H70V242H69ZM142 239H144V240H142ZM200 239L202 240L201 241L202 244L199 243L201 246H198L197 244H198V242H200ZM53 240L54 241L56 240V243ZM191 240L194 243V245H195V243H197L196 247H198V248L197 249H195L196 247L194 248L196 250L197 256L194 255L195 250H193L192 244L190 245V243H192ZM30 241H32L31 242L32 245H30ZM52 241H53V245H55V247H52L53 251H52V249L50 250V247L53 246V245H51ZM63 241L65 243L68 242L66 244L67 248L65 247V243L63 245ZM130 241H132V243H130ZM180 241H178V243H180ZM206 241H208V242L206 243ZM230 241L233 242L231 239L228 241L227 244H229ZM15 242L19 246L17 244H15ZM43 242L46 243L47 247H45V244H43ZM97 242L99 243V246H98ZM100 242L101 243L103 242V244H101ZM36 243H37L38 247L41 248L40 249L37 247L39 250H41V252L36 251V250H38L36 248ZM41 243L43 244V246ZM129 243L131 245H129ZM145 243L148 245H146ZM155 243L157 246L155 245ZM205 243H206V245H205ZM207 244H209L210 246H208ZM224 244H225V242H224ZM95 245H97V246H95ZM120 245L121 246L123 245L124 247L122 246V248H126V251H123L125 249H121ZM125 245H127L130 248L126 247ZM143 245H146L147 248H145ZM149 245H150V247H149ZM229 245L232 246V244H229ZM6 246H8V248ZM11 246H12V249H15V248H13L14 246H16V247L18 246L17 250L15 249L14 252H11L12 251V249L10 248ZM80 246L76 247L77 251L79 248H81ZM202 246L206 247V249L203 247L205 249V250L203 249L204 252L201 250ZM230 246L225 247L223 245V247L221 249L223 250L225 248L226 250L224 249V251L228 253V252H230L229 250H231ZM233 246H237V242H234ZM30 247H33V248L30 250ZM44 247L49 248V249L44 250ZM132 247H134V248L132 249ZM153 247H155V249H157V250L156 251L153 250L154 249ZM157 247H160V248H157ZM170 247H171V249H170ZM1 248H2V250H1ZM20 248L23 251H21ZM142 248H145V249L143 250ZM150 248L153 250V252L151 251ZM102 249H104V250H102ZM147 249H149L150 251ZM169 249H170V251L171 250L172 251L170 252ZM198 249H200L201 251L200 250L198 251ZM85 250L87 253L84 252ZM120 250H122V251H120ZM158 250L161 251L162 257L164 256L163 258L158 254L159 253V252H157ZM208 250H210V249L208 248ZM114 251H117V253H120V252H122V253L124 252V253L123 254L120 253L117 256V253ZM174 251H175V254L172 253ZM231 251L232 252H230L228 254H231L233 256V252L235 251V249H232ZM53 252H54V254H52ZM60 252H61V254H60ZM142 252H152L153 254L152 253L151 254H147V253L144 254ZM42 253H44V254L42 255ZM82 253H84V254H82ZM110 253H112V256L110 255ZM113 253H116V256H113L114 255ZM134 253H135V255H134ZM154 253H155V255H157V257L154 256ZM169 253H171V255H169ZM106 254H108L107 257L110 255L108 258H110L111 260L107 261L108 258L106 259ZM129 254H131V255H129ZM146 254L148 256H146ZM172 254L174 257L172 256ZM176 254H177V257L175 259ZM84 255H86L87 257ZM125 255L127 257H125ZM140 255H141V258H139L140 261H138L139 260L138 257H140ZM201 255L203 257H201ZM231 255H229V256L232 259H236L235 257H232ZM73 256H76L78 258L77 259L78 262L75 259L76 257L74 258ZM130 256H132V258H130V260H128V261H131V262H126L127 260L125 261V258L129 259ZM183 256H185V257L189 256L190 258L187 257L188 260L186 262H184L185 257L183 258ZM234 256H236L235 253H234ZM69 257H73L74 261L70 260ZM80 257L81 258L83 257L84 259L83 258L81 259ZM95 257H96V259H95ZM146 257H148V258H146ZM224 257H227V256L225 255ZM228 257L225 258L226 261H225V259H223V261L225 263L226 262H228L229 264L235 263L234 260H233L234 262L233 261L231 262L232 259L230 257L229 258ZM58 258L59 259L62 258V259L59 260ZM101 258H102V262H100ZM187 258H185V259H187ZM205 258H206V255H205ZM57 259L59 260V262L57 261ZM91 259H93L94 261ZM112 259H114V260H112ZM118 259L121 260V262L123 260L124 261L122 263H120ZM227 259H229L230 261ZM103 260H105V262H103ZM85 261H87V262L85 263ZM96 261H98V262H96ZM62 262H65V260H63ZM228 263H226V264H228ZM65 264H66V262H65ZM190 264H192V263H190Z\"/></svg>", "mask_w": 264, "mask_h": 264}, {"label": "bare ground", "instance_id": "6f19581e", "mask_svg": "<svg viewBox=\"0 0 264 264\" xmlns=\"http://www.w3.org/2000/svg\"><path fill=\"white\" fill-rule=\"evenodd\" d=\"M169 1H170V0H94V2H95V3H94V7H95V11H96V12H95V16H96L95 18H97V19H98V18H104V20H100V19H98V23H100V22H102V21H103V22H106V21H107V23H106V28L104 29V31L106 30L105 32H107V33H109V32H110V33H111V32H112V33H115V35H116V34H117V35L119 34V36H120V33H121V36H122L121 38L127 39V42H128V40H130V42H132V43H134V42H135V43H136V42L138 43L139 38H140V37L143 38V37L145 36V39H144V38L142 39V43H143V44H144V42L147 43V44H145V45H147L146 50L150 51L151 54H154V56H155V54H157L158 52H160V54H165V56L167 55L166 57L168 58V56H170V55H168V54H170V53H171V54L174 53V54H175V55L173 54V57L175 56V57H174V60H173V61H174V64L177 63L176 65H178V63H179V61H180L181 59H182L181 61L183 62L182 64L180 63L181 65L179 64V66H180V70L178 69V66L176 67V65H174V67L177 68L178 72H179V71L181 72V69L184 67V68L188 69V70L185 69V70L187 71L186 73H187V74H188V73L190 74L189 70L191 69V67H192V68L194 67L195 63H197L196 60H198V63H197V64H198L199 66H200V63H199V62H203L202 59H201V61H199V59H200V57L204 54V51L206 50L208 53H212V56H213V53H214L213 50L215 51V48H218L217 46L220 45L219 43H221L222 45H225V44L222 43V39H224L225 36L227 37L228 34L225 35V34H224V33H225V32H224L225 30H224V31L222 30V31H223L222 34L225 35V36H222V34H221L222 31L219 32L220 30L216 29L217 26H216L215 24L218 23V25H219V22H221V20H220L221 18H220L219 16H217V17H218V19H217L218 22H216L217 20H216L215 18H217V17H216L215 15H214V16H215L214 20H216V21H213L212 19H210V20H208V22H207V21L205 22V21H204V20H205L204 17H202V19H204L203 21H201L202 19L199 21L198 18H195V19H196V20H195L194 17L191 18L190 16L186 15V14H187V13H186L187 11L184 12L185 10H181L180 12H184V13H186V14H184V15H182V16H180V17H176V16H174L175 19L173 18V20H172V18L170 17V16H172V15L170 14V16H169V17L171 18V19H170V18L168 17V15H167L168 13H170V12L172 13V11H173V14H174V12H175L174 10H175L176 8H178V9H182V7H183V5H182L181 8H179V7H175V6H177V5L179 6L181 3H183V4H184V3L187 4L188 2H191V1H193V0H171L170 2H169ZM172 1H173L174 4L172 3ZM205 1H206V0H205ZM215 1H216V0H215ZM226 1H227V0H226ZM186 2H187V3H186ZM193 2L195 3V2H198V1L196 0V1H193ZM199 2H200V1H199ZM211 2H212V1H211ZM221 2H222V1H221ZM231 2H232V1H231ZM233 2H234V1H233ZM255 2H256V0H255ZM167 3H168V6H171V5L173 4L172 7L174 6L173 8H175V9L173 10L172 7H171L172 9H170V7H168V6L165 5V8L168 7L167 9H170V10H172V11H170V12H166L167 14H166V13L163 14V12L166 11L165 8H163V7H164L163 4H167ZM170 3H172V4H170ZM175 3H176V4H175ZM202 3H203V2H202ZM226 3H227V2H226ZM239 3H240V2H239ZM245 3H246V2H245ZM248 3H249V2H248ZM253 3H254V1H253ZM160 4H162L161 6H162V9H164V11H163V12L160 11L161 13H160L159 11H157V12L159 13V14H157V15L160 16V14H162V16L165 15L164 17H166V15H167L168 19H169L170 21H171V20H172V21L168 23V22H166V21H167V19H166L167 17L165 18L166 21H164V19H162V17H160V18L162 19V21H161V19H159V20L161 21V22H159V25H158L157 22L155 21V22H156V23H155L156 25H154V26H155L156 28H155V29H151V31H150V28H149V27L144 26V24H145L144 22H145L146 20H145V18H144L143 16L145 15V17H146L147 13H149V12L151 11L156 17H158V16L156 15V13H154V11H155V10H159L158 8H157V9H155V8L158 7V5L160 6ZM169 4H170V5H169ZM200 4H201V2H200ZM205 4H206V3H205ZM241 4H242V3H241ZM254 4H255V3H254ZM151 5H152V6H151ZM252 5H253V4H252ZM150 6H151L152 8L154 7V9H150ZM161 6H160V7H161ZM200 6H201V5H200ZM233 6H234V5H233ZM246 6H247V5H246ZM218 7H219V6H218ZM242 7H243V6H242ZM242 7H241V8H242ZM244 7H245V6H244ZM255 7H256V5H255ZM210 8H211V7H210ZM214 8H215V7H214ZM231 8H232V7H231ZM234 8H235V7H234ZM234 8H233V9H234ZM239 8H240V7H238V9H239ZM245 8H247V7H245ZM248 8H249V7H248ZM250 8H251V7H250ZM162 9H160V10H162ZM178 9H176V11H179ZM198 9H199V8H198ZM212 9H213V7H212ZM221 10H222V8H221ZM235 10H236V8H235ZM242 10L244 11V9H242ZM246 10H248V9H246ZM260 10H262V8H260ZM89 11H91V10L89 9ZM197 11H198V10H197ZM215 11H216V10H215ZM225 11H226V10H225ZM240 11H241V10H240ZM240 11H239V12H240ZM151 12H150V13H151ZM155 12H156V11H155ZM180 12H179V13H180ZM198 12H199V11H198ZM198 12H197L198 15L195 13L194 16H195V15L199 16V13H198ZM246 12H247V11H246ZM260 12H261V11H260ZM260 12H259V16L261 17V20L263 21V19H264V11H263L262 13H260ZM89 13H91V12H88V14H89ZM96 13H97V15H96ZM150 13H149V15H151ZM177 13H178V12H175V14H177ZM193 13H194V12H193ZM200 13H201V12H200ZM202 13H203V12H202ZM205 13H206V12H205ZM220 13H221V11H220ZM251 13H252V12H251ZM253 13H254V12H253ZM175 14H174V15H175ZM180 14H183V13H180ZM217 14H218V13H217ZM222 14H223V13H222ZM222 14H221V15H222ZM234 14H235V13H234ZM241 14H242V13H241ZM255 14H256V13H255ZM255 14H253L254 17L257 16V15H255ZM245 15H247V14H245ZM83 16H84V13H83ZM97 16H98V17H97ZM155 16H154V17H155ZM191 16H192V12H191ZM197 16H195V17H197ZM212 16H213V15H212ZM223 16H224V15H223ZM235 16H236V15H235ZM249 16H250V15H249ZM249 16L247 17L248 19L250 18ZM259 16H257V17H258V20H259L258 23H260V25H261V24H264V23H261V20L259 19V18H260ZM142 17L144 18L145 21L142 20V19H143ZM148 17H149V16H148ZM148 17H147V18H148ZM200 17H201V16H200ZM230 17H231V16H230ZM95 18H94V19H95ZM205 18H206V17H205ZM219 18H220V19H219ZM92 19H93V18H92ZM94 19H93V20H94ZM105 19H106V21H105ZM157 19H158V18H157ZM222 19H224V18H222ZM236 19H237V18L235 17V20L233 21V19H232L231 21H232V22H235ZM254 19H255V18H254ZM254 19H253V20H254ZM88 20L90 21V19H88ZM88 20H87V21H88ZM95 20H96V19H95ZM99 20H100V21H99ZM148 20H149V19H148ZM148 20H147V21H148ZM153 20H154V19H153ZM219 20H220V21H219ZM253 20H252V21H253ZM258 20L255 19V21H258ZM85 21H86V20H85ZM147 21H146V22H147ZM163 21H164V23H165V22H166V23H165V24H162ZM209 21H210V22L212 21L214 24H211ZM223 21L225 22L226 19L222 20V23H224ZM237 21H238V19H237ZM248 21H249V20H248ZM95 22H96V21H95ZM95 22H94V23H95ZM103 22H102V23H103ZM151 22H152V20H151ZM151 22L148 21V23H146L147 26H149L148 24L151 23ZM153 22H154V21H153ZM203 22H204V23H203ZM226 22H227V21H226ZM239 22H240V20H239L238 23H237L238 25L240 24ZM244 22H245V21H244ZM88 23H89V22H87V24H88ZM143 23H144V24H143ZM222 23H220V25H219L220 27L222 26ZM235 23H236V22H235ZM247 23H248V22H245V25H248ZM250 23H252L251 20H250ZM103 24H104V23H103ZM146 24H145V25H146ZM152 24H154V23H152ZM152 24H151V25H152ZM160 24H162V25H160ZM232 24H233V23H232ZM243 24H244V23H243ZM252 24H253V23H252ZM89 25H90V23H89ZM140 25H143L144 27H146V28H147L146 31L149 30V32H154V30H155V35H154L155 38L153 37L154 39L151 40L152 37H149V36L153 35L154 33H153V34L150 33V34H151V35H150L149 32H148V36H147V35H142V34H140L141 36L139 35V36L137 37V34H139V33H137V32H138L137 29H139V28H136V30H135V32L137 31V32H136V35H132V34H134V33L131 32V31H132V29H135V28H133V27H136V26L138 27V26H140ZM223 25H225V23H224ZM256 25H257V22H256ZM258 25H259V24H258ZM258 25H257V28H259ZM92 26L95 27L96 25L94 24V25H92ZM154 26L152 25L153 28H154ZM225 26H227V25H225ZM231 26H232V25H231ZM235 26H236V24H235ZM239 26H240V25H239ZM261 26H262V25H261ZM103 27H104V26H103ZM144 27H142V29H143ZM214 27H216V28H214ZM220 27H219V29H220ZM227 27H228V26H227ZM242 27L244 28V27H246V26L243 25ZM247 27H248V26H247ZM249 27H251V26H249ZM249 27H248V28H249ZM263 27H264V26H263ZM131 28H132V29H131ZM146 28H145V29H146ZM148 28H149V29H148ZM223 28H224V27H223ZM236 28H237V26H236ZM236 28H235V29H236ZM248 28H244V30L242 29L243 32H244V37L247 36V35L245 34V32H247V34H248L249 32H251V31L248 32ZM254 28H255V27H254ZM130 29H131V30H130ZM221 29H222V28H221ZM232 29H234V28L232 27ZM235 29H234V32H235ZM239 29L241 30L240 27H239ZM249 29H250V28H249ZM262 29H264V28H262ZM129 30H130L131 33H128ZM226 30H227V28H226ZM236 30H237V32H238V28H237ZM258 30H260V29H258ZM258 30L252 31L250 34H252L253 32H254V34H255V32H256V31L258 32ZM108 31H109V32H108ZM133 31H134V30H133ZM140 31H141V28H140L139 32H140ZM142 31H143V30H142ZM142 31H141V33H144V32H145V31H143V32H142ZM262 31H263V30H262ZM232 32H233V30H232ZM263 33H264V32H263ZM122 34H123V35H122ZM146 34H147V32H146ZM234 34H235V33H234ZM234 34H233V35H234ZM238 34L241 35L240 32H238ZM238 34H236V37L238 36ZM257 34H258V33H256V35H257ZM125 35H126V38H125ZM245 35H246V36H245ZM142 36H143V37H142ZM231 36H232V35H231ZM231 36H230V38L232 39ZM116 37H117V36H116ZM146 37H149V38H148L149 40H147ZM233 37H234V36H233ZM239 37H240V36H239ZM239 37H238V38H235V39L233 38L234 41L236 42V39H239ZM244 37L241 36L242 39H244ZM255 37H258V38L260 39L261 36H260V37H259V35H258V36H253L254 41H255L256 39L258 40V38H255ZM118 38H119L118 41H120L121 38H120V37H118ZM150 38H151V39H150ZM227 38H228V37H227ZM227 38H225L224 40L226 41ZM220 39H221V41H220ZM233 39H232V40H233ZM261 39H262V38H261ZM261 39H260V40H261ZM263 39H264V38H263ZM140 40H141V39H140ZM245 40H246V42H245L244 44H248L249 42L247 43V38H246ZM248 40H249V37H248ZM113 41H114V40H113ZM122 41H123V40H121V43H123ZM219 41H220V42H219ZM241 41H242V40L240 39L239 42L241 43ZM114 42H115V41H114ZM116 42H117V41H116ZM116 42H115V43H116ZM124 42H125V40H124ZM127 42H126V46H127L128 48H130V47L128 46V43H127ZM139 42H140V44H141V41H139ZM218 42H219V43H218ZM235 42H234V43H235ZM237 42H238V40H237ZM237 42H236V43H237ZM239 42L237 43L238 46H242V45L239 44ZM251 42H252V41H251ZM256 42H258V41H256ZM263 42H264V41L261 40L258 44L263 43ZM135 43H134V44H135ZM236 43H235V44H236ZM116 44H118V43H116ZM123 44L125 45V43H123ZM140 44L138 43L139 46H140ZM143 44H141V45H143ZM255 45H256V44H255ZM255 45H254V47H255ZM120 46H123V45L121 44ZM139 46H138V48H136L137 51L135 50V47H133L134 49H133V48H131V49L135 50L134 52L137 53L138 51L141 50V49L139 50V48H140ZM143 46H144V45H143ZM143 46H141V47L144 48ZM213 46H214L215 48H213V49L211 50L212 52H211L209 49H208L209 51L207 50V48H209V47H213ZM225 46H226V45H225ZM235 46H236V45H235ZM235 46H233V47H235ZM238 46H236V49H235V48H230V49H229L230 51L228 50V51H229V52H228L229 55H230V54L233 55V53H234V54H236V53L239 54V53H242V52L245 50V49H244V50H241V52H240L239 49H237ZM247 46H249V48H250L251 44H249V45H247ZM258 46H259V45H258ZM258 46H256L255 49H253V50H254V51H253V56L249 55V54H251V53L248 52L249 57L257 58L258 56L256 57V55H259V54L263 53L262 51H260V52H261V53H260L258 50H260V49H264V45H262V46L260 45L261 47H263V48L260 47V49L257 48ZM124 47H125V46H124ZM136 47H137V45H136ZM222 47H223V46H222ZM222 47L220 48V50L222 49ZM242 47L245 48L246 46L244 45V46H242ZM147 48H149V49H147ZM227 48H228V45H227ZM239 48H241V47H239ZM249 48L247 47L248 50H249ZM256 48H257L258 50H256ZM225 49H226V48H225ZM225 49H223L222 51H224ZM231 49L238 50V52L235 53L234 50H232V53H231ZM146 50H143V51L146 53V52H147ZM216 50H217V49H216ZM128 51H129V50H128ZM141 51H142V50H141ZM141 51H140V53H141ZM143 51H142V54H144ZM217 51H218V50H217ZM246 51H247V50H246ZM263 51H264V50H263ZM134 52H133V53H134ZM207 52H205V53H207ZM258 52H259V54H258ZM122 53H123V52H122ZM124 53H125V52H124ZM138 53H139V52H138ZM219 53H223V52H220V51H219ZM243 53H244V52H243ZM246 53H247V52H246ZM246 53H244L245 57L248 56V55L246 56ZM127 54H128V53H127ZM148 54H149V52H148ZM148 54H146V55H148ZM160 54H159V58H160V56H161ZM214 54H216V53H214ZM120 55H121V54H120ZM124 55H126V54H124ZM132 55H133V54H132ZM157 55H158V54H157ZM157 55H156V56H157ZM206 55H207V54H206ZM210 55H211V54H210ZM210 55H209V56H210ZM217 55H218V54H216V55H214V56H217ZM226 55H227V54H226ZM226 55H225V56H226ZM229 55H228V58L231 56L229 59H231L232 57H233V58L236 57V59L238 58V56H236L237 54L235 55V57L232 56V55H230V56H229ZM239 55H240V54H239ZM126 56L128 57L129 54L126 55ZM142 56H143V55H142ZM150 56H151V55H150ZM154 56L152 55V57H154ZM176 56L179 58V59H176L177 62H176V60H175ZM204 56H205V55H204ZM207 56H208V55H207ZM209 56H208V57H209ZM214 56L211 57V58H213V60H214L215 58L218 59L220 56H221V61H222V62H223L224 59H225V58H224V57H225L224 55H223V58H222V55H219L218 58H217V57L214 58ZM263 56H264V54H262V56L259 55V57H262V58L264 59ZM144 57H145V56H144ZM161 57H164V56L162 55ZM170 57H172V56H170ZM170 57H169V58H170ZM205 57H206V56H205ZM208 57H207V58H208ZM226 57H227V56H226ZM241 57H242V56H241ZM245 57H244V58H245ZM249 57H248V59H250ZM119 58H121V57H119ZM122 58H124V57H122ZM156 58H157V57H156ZM159 58H158V60H159V62H160V59H159ZM164 58H165V57H164ZM202 58H203V56H202ZM207 58H206L205 61H204L205 63L207 62V64H206V69H207V67H208L207 65H209L211 62H212L211 64H213V60L210 62V61H207ZM211 58H210V59H211ZM262 58H260V59H262ZM172 59H173V58H171V60H172ZM216 59H215V60H216ZM219 59H220V58H219ZM222 59H223V60H222ZM226 59H227V58H226ZM229 59L227 60L228 63H229ZM240 59H241V58H240ZM257 59H258V58H257ZM121 60H122V59H121ZM123 60H124V59H123ZM146 60H147V59H146ZM208 60H209V59H208ZM245 60H246V59H245ZM251 60H252V59H251ZM155 61H156V60H155ZM155 61H153V63H155ZM161 61H162V60H161ZM181 61H180V62H181ZM219 61H220V60H219ZM221 61H220V63H217V64L214 62V63L217 65V68H220V67H218V66H219V64H221ZM225 61H226V60H225ZM227 61H226V62H227ZM231 61H235V62H237V60L231 59V60H230V63H231V64H232V63H235V62H231ZM238 61H239V59H238ZM241 61H242V60H241ZM241 61H239V62H241ZM163 62H164V61H163ZM175 62H176V63H175ZM209 62H210V63H209ZM239 62H238V63H239ZM253 62H254V63H255V62H259V64H260V62L262 63V61H261V60L259 61V59H258L257 61H253ZM147 63H149V62H147ZM160 63H162V62H160ZM164 63H165V62H164ZM205 63H204V64H205ZM230 63H229L228 65H226V63L223 62V64H225V65H223V66H226V67H224V68L222 67V65H220V66H221V68H223V70H224V69H227V68L229 69V70L227 69L228 71L225 70V73H226V71H227V73H228V72L231 71L232 69H233V72H237L236 69L238 70V69L240 68V65L237 64V65H239V67H238V66H235L234 68L231 69L230 66H232V65H230ZM245 63H246V62H245ZM245 63H244V64H245ZM248 63H249V64H248ZM248 63H247L248 65H247V64H246V65L249 67V66L251 65L252 62H248ZM254 63H253V64H254ZM263 63H264V62H263ZM107 64H108V63H107ZM170 64H171V63H170ZM183 64H184V66L181 67ZM197 64H196V65H197ZM202 64H203V63H202ZM211 64H210V65H211ZM235 64H236V63H235ZM253 64H252V67H253L256 63H255L254 65H253ZM259 64H258V65H259ZM151 65H153V64H151ZM154 65H155V64H154ZM163 65L166 66V64H163ZM163 65H157V66L155 65V66H156V68H157L158 66H160L159 69L161 70V68L164 67ZM198 65H197V67H198ZM260 65H261V64H260ZM161 66H162V67H161ZM211 66H213L212 68L215 67L214 65H211ZM261 66H262V65H261ZM261 66H260V67H261ZM170 67H171V66H170ZM170 67H168V65H167V67H164V68H166V70H164V71H168V70H170V69H171ZM250 67H251V66H250ZM255 67H256V65H255ZM255 67H253V69H254ZM260 67L258 66V68H260ZM263 67H264V66H263ZM164 68H163V69H164ZM167 68H168V70H167ZM175 68H174V70H175ZM184 68L182 69L183 71H184ZM209 68H211V67H208V69H209ZM212 68L210 69V71L212 70ZM221 68H220V69H221ZM235 68H236V69H235ZM241 68L244 69V65L241 64ZM241 68H240V69H241ZM220 69H219V70H220ZM230 69H231V70H230ZM240 69H239L238 71H240ZM247 69H248L249 71H250V70H253V69H250V68H246V70H247ZM156 70H158V68H157ZM172 70H173V69H172ZM195 70H196V67H195ZM203 70H204V69H203ZM214 70H215V68H214ZM214 70H212V71H214ZM223 70H220L219 72H221V71L224 72ZM234 70H235V71H234ZM248 70H247V71H248ZM164 71L162 70L163 73H164ZM199 71H202V70H199V69H198V72H199ZM206 71H209V70H206ZM212 71H211V72H212ZM215 71H217V73H218V70H215ZM258 71L262 72L261 70H257V72H258ZM152 72H153V71H152ZM162 72H160V74H161ZM169 72H170V71H169ZM169 72H168V73H169ZM184 72H185V71H184ZM198 72H196V74H198ZM233 72H230V73H233ZM240 72H241V71H240ZM252 72H253V71H252ZM252 72L250 73V75H252L253 78H252L251 76H247V75H246V76H247V78L250 77V78H252V80L254 79V81H255L256 77L254 78V76L256 75L257 72L254 71V72H255L254 76H253ZM192 73H193V72H192ZM212 73H214V72H212ZM227 73H226V74H227ZM258 73H259V72H258ZM258 73H257V74H258ZM164 74H165V73H164ZM164 74H162V75H164ZM194 74H195V73H194ZM194 74H193V75H194ZM196 74L194 75V77L197 76ZM203 74H204V73H203ZM209 74H210V73H209ZM215 74H216V73H215ZM222 74H223V73H222ZM247 74H248V72H247ZM262 74H263V73H262ZM155 75H156V74H155ZM165 75H166V74H165ZM165 75L162 76V77H164V79H167V80H168V78H166ZM191 75H192V74H191ZM191 75H190V76L188 75V76L191 77ZM229 75H231V74H229ZM229 75H225V77L228 76V77H227L228 79H229V78H232V77H231L232 75H231V76H229ZM152 76H153V75H152ZM167 76H170V75H167ZM206 76H207V75H206ZM210 76H211V75H210ZM214 76H215V75H214ZM234 76L236 77V75H234ZM234 76H233V77H234ZM256 76H257V75H256ZM263 76H264V75H262V77H263ZM149 77H150V76H149ZM153 77H154V76H153ZM157 77H159V75H158ZM170 77H171V76H170ZM181 77H182V76H181ZM181 77H180V78H181ZM197 77H198V76H197ZM199 77H200V76H199ZM238 77H239V76H238ZM259 77H260V75H259ZM259 77H258V78H259ZM150 78H152V77H150ZM159 78H160V77H159ZM183 78H184V77H182L181 80H182ZM187 78H188V77H187ZM213 78H214V77H213ZM215 78H216V76H215ZM218 78H219V77H218ZM258 78H257V79H258ZM194 79L197 80V79H200V78H194ZM205 79H206V78H205ZM208 79H209V78H208ZM233 79H234V78H233ZM233 79H230V80H233ZM149 80L151 81V79H149ZM155 80H156V79H155ZM157 80H158V83H157V81L155 82V83H157V84H159L160 81H163L162 78H161L160 81H159V79H157ZM181 80H180V81H181ZM189 80H190V79H189ZM201 80H202V79H201ZM209 80H210V79H209ZM213 80H214V79H213ZM218 80H219V79H218ZM236 80H237V77H236ZM137 81H138V80H137ZM150 81H148V82H150ZM183 81H185V82H183ZM183 81H181V82L186 83V82L188 81V79L185 80V78H184ZM190 81H191V80H190ZM190 81H189V83H190ZM192 81H195V80H193V77H192ZM205 81H206V80H205ZM219 81H221V80H219ZM233 81H235V79H234ZM242 81H243V80H242ZM256 81H257V80H256ZM256 81H255V82H256ZM259 81H261V80L259 79ZM259 81H258V83H260ZM262 81H263V79H262ZM144 82H145V81H144ZM144 82H143V83H144ZM195 82L197 83V81H195ZM195 82H194V83L191 82V84H189V85H192V87H193V84L195 85ZM201 82H202V81H201ZM206 82H207V81H206ZM211 82H212V81H211ZM230 82H231V81H230ZM237 82H238V81H237ZM243 82H244V81H243ZM243 82H242V83H243ZM252 82H253V81H252ZM139 83H141V82H139ZM153 83H154V79H153ZM168 83H169V80H168V82H167L166 84L164 83V84L166 85V87H165V86L162 84V82H161L162 85L159 84V85H161V86H156V84H152L151 82H150V83H146V82H145L144 84H141L142 86L139 85V86H140L139 88L137 87L138 84L135 85V88H137L139 91H143V92H144V91H150V93L153 94V96H154V92H151V91H153V90L156 89V88H157L158 91H161L162 93H165V91H168V89L171 88V87H169V88L167 87ZM215 83H216V82H215ZM233 83H234V82H233ZM242 83H241V84H242ZM244 83H245V82H244ZM250 83H251V82H250ZM253 83H254V82H253ZM258 83H257V84H258ZM65 84H66V85H64V87H65V86L68 87L67 82H65ZM96 84H97V83H96ZM199 84H201V83L199 82ZM208 84H210V83H208ZM208 84H207V85H208ZM211 84H212V83H211ZM213 84H214V83H213ZM216 84H217V83H216ZM216 84H214V85H216ZM219 84H220V83H219ZM246 84H247V83H246ZM263 84H264V83H263ZM59 85H60V84H59ZM97 85H98V84H97ZM171 85H172V84H171ZM184 85H185V84H184ZM184 85H182V86H184ZM197 85H198V84L195 85V86H196L195 88L193 87V91H195L194 89L197 88ZM204 85H205V84H204ZM207 85H206V87H207ZM237 85H239V84H237ZM243 85H244V84H243ZM250 85H251V84H250ZM254 85H255V83H254ZM261 85H262V84H261ZM62 86H63V83H62ZM98 86H99V85H98ZM168 86H169V85H168ZM202 86H203V83H202ZM210 86H211V85H210ZM216 86H217V85H216ZM216 86H215V87H216ZM222 86H223V85H222ZM229 86H230V85H229ZM231 86H232V85H231ZM240 86H242V85H240ZM256 86H257V85H256ZM60 87H61V85H60ZM67 87H66V88H67ZM186 87H187V89H188V82H187ZM186 87H185V88L183 87L184 89H182V88L180 87V89L186 91ZM189 87H190V86H189ZM208 87H209V86H208ZM232 87L234 88V86H232ZM235 87H236V86H235ZM251 87H252V86H251ZM251 87H250V88H251ZM258 87L260 88V86H258ZM66 88H65V89H66ZM68 88H70V87H68ZM68 88H67V89H68ZM172 88H174V87L172 86ZM172 88H171V89H172ZM209 88H210V87H209ZM209 88H208V89H209ZM216 88L218 89V87H216ZM219 88H220V87H219ZM230 88H231V87H230ZM242 88H243V87H242ZM263 88H264V87H263ZM174 89H176V90L178 89V90H179V87L174 88ZM174 89H173V90H174ZM189 89H190V88H189ZM189 89H188V90H189ZM197 89H199V88H197ZM208 89L206 88L205 90L208 92ZM210 89H211V88H210ZM214 89H215V88H214ZM217 89H216V90H217ZM225 89H226V88H225ZM225 89H224V90H225ZM70 90H71V89H70ZM75 90H76V89H75ZM138 90H136V93H137ZM169 90H170V89H169ZM173 90H172V91H173ZM188 90H187V91H188ZM200 90H201V89H200ZM205 90H204V92H205ZM234 90H236V89H234ZM250 90L253 91L254 88H253V89L251 88ZM257 90H258V88H257ZM263 90H264V89H263ZM34 91H35V90H34ZM63 91H64V88H63ZM110 91H112V90H110ZM139 91H138V93H140ZM154 91H156V90H154ZM172 91H169V94H173ZM174 91H175V90H174ZM180 91H181V90H180ZM190 91L192 92V88L190 89ZM190 91L187 92L186 94H187V95H190ZM211 91H212V89H211ZM219 91H222V90H219ZM240 91H241V90H240ZM252 91H251V92H252ZM260 91H261V90H260ZM66 92H67V91H66ZM72 92H73V90L70 91L71 94H72ZM161 92H160V93H161ZM170 92H172V93H170ZM212 92H213V91H212ZM263 92H264V91H263ZM64 93H65V92H64ZM67 93H69V91H68ZM67 93H66V94H67ZM94 93H95V92H94ZM162 93H161V94H162ZM176 93H177V91H176ZM182 93H183V92H182ZM184 93H185V92H184ZM188 93H189V94H188ZM194 93H195V92H194ZM196 93H197V92H196ZM208 93H209V92H208ZM215 93H216V92H215ZM233 93H234V92H233ZM236 93H238V92L236 91ZM240 93H241V92H240ZM240 93H239V94H240ZM258 93L260 94V93H262V91H261V92L258 91ZM62 94H63V92H62ZM141 94H142V93H141ZM148 94H149V92L146 93V95H148ZM155 94H158V92H156ZM161 94H158V95H161ZM165 94H166V93H165ZM167 94H168V92H167ZM179 94H180V92H179ZM191 94H192V93H191ZM198 94H199V93H198ZM202 94L206 95V93H202ZM219 94H220V93H219ZM226 94H227V93H226ZM228 94H229V93H228ZM64 95H65V94H64ZM86 95H87V94H86ZM143 95H144V94H143ZM149 95H150V94H149ZM174 95H176V94H174ZM177 95H178V94H177ZM200 95H201V94H200ZM229 95H231V94H229ZM243 95H244V94H243ZM253 95H254V94H253ZM83 96H84V95H83ZM172 96H173V95H172ZM185 96H186V95H185ZM191 96H192V95H191ZM202 96H203V95H202ZM215 96H216V94H215ZM218 96H219V95H218ZM244 96H245V95H244ZM263 96H264V95H263ZM85 97H86V96H85ZM85 97H84V99H87V98H85ZM148 97H149V96H148ZM161 97H164V96L161 95ZM168 97H169V96H168ZM197 97H198V96H196V98H197ZM231 97H232V96H231ZM235 97H237V95H235ZM255 97H257V96H255ZM261 97H262V96H261ZM61 98H62V97H61ZM90 98H91V100L93 99L92 97H90ZM165 98H167V97H165ZM173 98H176V97H173ZM182 98H183V97H182ZM184 98H185V97H184ZM192 98H193V97H192ZM208 98H209V97H208ZM211 98H212V97H211ZM238 98H239V97H238ZM240 98H241V97H240ZM246 98H247V97H246ZM82 99H83V98H82ZM84 99H83V105H84V101H85ZM94 99H95V98H94ZM186 99H187V98H186ZM193 99H194V98H193ZM248 99H249V98H248ZM248 99H247V100H248ZM163 100H164V98H163ZM168 100H169V99H168ZM181 100H182V99H181ZM226 100H227V99H226ZM226 100H225V101H226ZM245 100H246V99H245ZM255 100H256V99H255ZM165 101H166V100H165ZM170 101H171V100H170ZM172 101H173V100H172ZM182 101H183V100H182ZM182 101H181V102H182ZM194 101H195V100H194ZM194 101H193V102H194ZM216 101H217V100H216ZM234 101H235V100H234ZM238 101H239V100H238ZM257 101H258V98H257ZM86 102H87V101H86ZM88 102H89V101H88ZM88 102H87L86 104H88ZM167 102L169 103V101H167ZM207 102H208V100H207ZM214 102H215V101H214ZM260 102H261V101H260ZM260 102H259V105L262 104V103H260ZM76 103H77V102H76ZM92 103H95V102L92 101ZM168 103H167V104H168ZM172 103H173V102H172ZM189 103H190V102H189ZM205 103H206V102H204V104H205ZM210 103H211V102H210ZM256 103H258V102H256ZM86 104H85V105H86ZM89 104H90V103H89ZM102 104H103V103H102ZM170 104H171V103H170ZM181 104L183 105L184 103H181ZM186 104H187V103H186ZM186 104H185V105H186ZM198 104H199V102L197 103V105H198ZM204 104H203V109L205 110V107H206V106L204 107ZM208 104H209V103H208ZM211 104H212V103H211ZM263 104H264V103H263ZM80 105H81V104H80ZM171 105H173V104H171ZM191 105H193V104H190V106H191ZM194 105H195V104H194ZM229 105H230V104H229ZM231 105H232V103H231ZM231 105H230V106H231ZM246 105H248V104L246 103ZM253 105H254V104H253ZM178 106H179V105H178ZM180 106H181V105H180ZM187 106H188V105H187ZM187 106H185V108H184V107H182V108H184L185 110H187V109H189V108L186 109ZM208 106H209V105H208ZM226 106H227V105H226ZM232 106H233V105H232ZM239 106L241 107V104H239ZM248 106H250V105H248ZM248 106H245V107H246L245 109H246L247 111H248V109L251 108V107L248 108ZM260 106H261V105H260ZM191 107H192V110L190 109V110H191V111H190V114H189V111H188V113L186 114V116L189 114V115L187 116L188 119H189V122H186V124L188 123L187 126L189 125V126H188L189 128H190V127H191L192 129L194 128L193 130H194V131L196 130V132H197L198 130L195 129L194 124L191 123V117H192L191 114L194 113L193 115L195 116V114L197 113V112L195 113V112L193 111V108H194V110H195V109H197V107H196V108L193 107V106H191ZM191 107H190V108H191ZM199 107L202 108V107L200 106V104H199ZM219 107H220V104H219ZM243 107H244V106H243ZM261 107H263V106H261ZM158 108H159V107H158ZM158 108H157V109H158ZM200 108L197 109V111L200 110ZM208 108H209V107H208ZM223 108H224V107H223ZM237 108H239V107L237 106ZM247 108H248V109H247ZM256 108H257V107H256ZM256 108H254V109H256ZM258 108H259V107H258ZM263 108H264V107H263ZM263 108H261V109L263 110ZM163 109H164V108H163ZM203 109H202V110H203ZM206 109H207V108H206ZM225 109H226V108H225ZM225 109H224V110H225ZM239 109H242V108H239ZM245 109L243 108L242 110L245 111ZM251 109H252V108H251ZM178 110H179V109H178ZM180 110H181V109H180ZM185 110H184V111H185ZM220 110H221V107H220ZM231 110H232L231 112L229 111L231 114H229L228 112H227V113L229 114V116H230V115H231V116H235L234 114L232 115V113H233V109H231ZM236 110H237V109H236ZM256 110H257V109H256ZM154 111H155V110H154ZM159 111H160V110H159ZM182 111H183V110H182ZM192 111H193V112H192ZM207 111H208V110H207ZM211 111H212V110H211ZM225 111H226V110H225ZM225 111H224V112L222 111V114H220L221 112L219 111V112H220L219 115H221V116L225 115V114H223V113H225ZM227 111H228V110H227ZM237 111H238V110H237ZM237 111H236V112H237ZM243 111H242V112H243ZM247 111H246V113H247ZM251 111H252V110H251ZM254 111H255V110H254ZM257 111H259V110H257ZM157 112H158V111H157ZM162 112H163V111H162ZM173 112H174V111H173ZM186 112H187V111H186ZM186 112H185V113H186ZM191 112H192V113H191ZM198 112H199V111H198ZM216 112H218V111H216ZM234 112H235V110H234ZM236 112H235V113H236ZM239 112L241 113L240 110H239ZM255 112H256V111H255ZM263 112H264V111H263ZM200 113H201V111H200ZM200 113H197V114H199V116H200ZM240 113H239V116L244 115V114H242V113H241V114H242V115H241ZM244 113H245V112H244ZM253 113H254V112L252 111V114H253ZM256 113H257V112H256ZM256 113H255V115H256ZM162 114H163V113H162ZM165 114H166V113H165ZM172 114H173V113H172ZM212 114H214V113L212 112ZM257 114H258V113H257ZM137 115H138V114H137ZM148 115H149V114H148ZM152 115H153V114H152ZM160 115H161V114H160ZM163 115H164V114H163ZM170 115H171V114H170ZM210 115H211V114H210ZM219 115L217 114V116L220 117L221 120L218 119V120H217L218 123L215 121V123H217V124H215L216 126H215L213 129L216 130L217 128H220V127L225 126V125H226L227 127H230L229 125H227V124H229V123H226V121L228 120V116L225 115V116H223V119H222L221 116H219ZM245 115H246V114H245ZM253 115H254V114H253ZM255 115H254V116H255ZM261 115H264V114H261ZM166 116H167V115H166ZM172 116H173V115H172ZM177 116H178V115H177ZM199 116H198V118H199ZM201 116H203V113H201ZM215 116H216V115H215ZM217 116H216V117H217ZM237 116H238V115H237ZM249 116H251V118L253 119V116L251 115V112H250V115H249ZM249 116H248V117H249ZM135 117H136V116H135ZM145 117H146V116H145ZM170 117H171V116H170ZM195 117H197V116H195ZM195 117H192V118H195ZM216 117H215V118H216ZM246 117H247V116H246ZM246 117H245V120H246ZM129 118H131V117H129ZM137 118H138V117H137ZM150 118H151V116H150ZM152 118H153V117H152ZM160 118H161V117H160ZM173 118H174V117H172V120H173L172 122L177 123L178 120H177V121H176V120L174 121ZM178 118H179V116H178ZM181 118H182V116H181ZM200 118H201V117H200ZM200 118H199V120H200ZM211 118H212V117H211ZM232 118H234V117H232ZM238 118H240V117H238ZM241 118H243V120H244V117H241ZM251 118H249V120H250ZM254 118H255V117H254ZM256 118H258V117L256 116ZM146 119H147V118H146ZM175 119H177V118H176V115H175ZM195 119H196V118H195ZM213 119H214V118H213ZM216 119H217V118H216ZM155 120H156V119H155ZM182 120H183V118H182ZM192 120H193V122L195 121L194 119H192ZM208 120L210 121V119H208ZM208 120H207V121H208ZM214 120H215V119H214ZM222 120H223V121H222ZM230 120H231V119H230ZM239 120H240V119H239ZM259 120H260V119H259ZM153 121H154V120H153ZM179 121H181V120L179 119ZM179 121H178V122H179ZM183 121H184V120H183ZM183 121H181V122H179V123L181 124V123H183ZM203 121H204V120H203ZM241 121H242V120H241ZM241 121H240V122H241ZM256 121H258V119H257ZM256 121H255V119H253L252 122L250 121V122H248V123H251V127H253L254 125H252V124H253L254 122H256ZM261 121L263 122V127H262L261 129H259V131H258V133H257L258 135L256 136V140H257V147H256V148L258 149L257 151H258V153H259V155H258L259 157L257 156V159L259 158V159H258L259 161H258L257 159H255V160H257V163H256V164H257V167H258V168H257V167H256V168H257L259 174H258V175H254L255 177L258 176V177H257L258 180L253 176V178L256 180V183L252 182L253 180H252V181L250 180V181H251V182H250V181L248 180L249 178H245V177L247 176V175H245V174H242L243 176H244V175H245V176L242 177V179H241V177H240L241 174H240V173H242V172H241L242 169H243V172H244V173H247V171H248V172H252V169L246 171V165H245L244 162L248 161V158H247L246 161H244V160H245V159H244V160H243L244 162L240 164V165L243 164V165L245 166V168H241V167H240L241 170H240V169H237V170H239L238 173L240 172L239 174H238V173H237V174L239 175V177H240L241 180L238 179V182H237L236 179H235V181H233V183L231 182L232 184H234V183L236 182L237 188L239 187V188H240V191H239V189L236 188V185H234V186H235V188H236L240 193H242V191L244 192V190L241 191V188H242V187H240V186H244V185H243V183H244V179H246L247 184H248V183H252V184L254 183V184H255V185L250 184V186H251V185L254 186V190H253V188H250V190L252 189V191H253V196H252V197L250 196V195H252V194H248V196H245V198H246V197H249V196L251 197V199H250V197H249V199L246 198V200L248 199V201L246 202V205H247V203H248L249 201H251V202H250V207L245 206V207H247V210H245V208H243V210H244L243 212H245L244 214H247V213H248L246 216H245V215H244V216H245V217H248V215H250V218L248 217L249 220H248L247 218H245V217L243 218V219H247V220H248V221L245 220V221H247V223L245 224V226H246L245 229H244L245 226L242 227V225H244L243 223H244L245 221L243 222V219H241L242 223H241V225H240V226H241V230L239 229L240 231H237V230H236V229H237V224H236V223H238V222L234 223V225L236 226V227H235L236 229L234 228V226H227L225 223H224V224L222 223L224 226H225V225L227 226V227L225 226L226 228L229 227V229H230V227H233V228H231L230 230L227 229L229 232H231L232 229H233V231L236 230V232H239V233L241 232V233L239 234V237L237 236V237L239 238L238 241H236V240L234 241L233 238H232V235L235 234V232H234L231 236H230L229 234H227V235H229V237H230V238L232 239V241H233V242L230 241V243H229V244H232V246H230L229 244H227L228 241L231 240V239H229V240L227 239V241L225 240L226 237H228L226 234H224L226 231H225L224 233L222 232V234H224V236L226 235L225 239H224V236H223L222 234L219 235L220 238L223 236V238H221V240H220L219 242H221L222 239H223L224 241H223V243H222V242H221V243H222L225 247H226V246H230V247H231V248H230L231 250H232V249H235V251L233 252V256H232L231 254H228V253L232 252L231 250H229L230 252H228V253L224 251L225 248L222 250L221 248L223 247V245L220 247L221 244L218 243V244H219V246H218V245H217V241H215L214 245H212L213 242H212L211 239L214 238V237H211V239L208 237V238L211 240V241H209V244H210V242H212V244H211L212 247H211L209 244H207L208 246H210V247L207 246L210 250H208V248L206 249V247H204V246H202V249L200 248L203 252H204V250L206 249V250H205L206 253L204 252V258H203V260L205 259L204 262L206 261V263H204V264H223V263L226 264V263H228V262L225 263V262L223 261V259L227 258L229 255H231L232 257H235V258H236V259H232V258L229 256V257L232 259L231 262H232L233 260L235 261V263H233V264H264V119L261 120ZM124 122H125V121H124ZM127 122H128V121H127ZM147 122H148V121H147ZM164 122H165V121H164ZM167 122H168V121H167ZM184 122H185V121H184ZM237 122H238V121H237ZM168 123H169V122H168ZM170 123H171V122H170ZM175 123H173V125H174ZM204 123H205V122H204ZM207 123H208V122H207ZM225 123H226V124H225ZM230 123H231V122H230ZM139 124H140V122H139ZM158 124H159V123H158ZM166 124H167V123H166ZM195 124H199V122L196 121ZM200 124H202V123L200 122ZM200 124H199V125H200ZM213 124H214V123H213ZM236 124H237V123H236ZM144 125H145V124H144ZM167 125H168V124H167ZM176 125L178 126V124H176ZM183 125H184V123H183ZM207 125L209 126V124H207ZM230 125H232V127L234 128V125H235V124H230ZM246 125H248V124H246ZM260 125H261V124H260ZM151 126H152V125H151ZM162 126H163V125H162ZM164 126H165V125H164ZM164 126H163V127H164ZM196 126H197V125H196ZM211 126H213V125H211ZM236 126H238V125H236ZM257 126H258V125H257ZM146 127H147V126H146ZM156 127H157V126H156ZM173 127H174V126H173ZM173 127H172V128H173ZM184 127H186V125H185ZM199 127H202V126H199ZM239 127H240V125H239ZM249 127H250V126H249ZM254 127H255V126H254ZM157 128H158V127H157ZM175 128H176V127H175ZM179 128H180V127H179ZM203 128H205V127H203ZM203 128H202V129H203ZM236 128H237V127H236ZM243 128H244V127H243ZM177 129H178V127H177ZM182 129H183V128H182ZM186 129H187V128H186ZM186 129H185V130H186ZM207 129H208V128H207ZM221 129H222V128H221ZM227 129H228V128H227ZM247 129H248V128H247ZM253 129H254V128H252V130H253ZM163 130H164V129H163ZM163 130H162V132H164ZM180 130H181V129H180ZM188 130H189V129H188ZM193 130H192V132H194ZM223 130H224L225 133H226V131H227L226 129H222V130H221L222 132H215V133L213 132L214 134L210 132L211 134H209V135H212V134H213V135L211 136L212 138H211L210 140H209V138L207 139L208 141H207L206 139H203L201 136L198 138V139H201V138H202V141H201V142L198 141V142H199V145L206 146V144H204V145L202 144V142H204L203 140H205V142L207 141V144H208V142H210L209 144L212 145V147L209 146L210 148L208 147L209 144L207 145V147H208L209 149L206 147V149H208V153H207V155H208V154H209V155L211 154L210 157L212 156V157H211V158H212V159H211V163H212V165H210V168H212V166H213L212 170H217L218 168H219V169L222 168V167L220 168V166H222V165H220V163H221L222 161L220 160V157H218V155H219V153L221 152V150L218 148V146L220 145V142H221V144H222V142H224V145L222 144V145L220 146V148H221L222 146H226V145H227L226 142L223 141V140H224L223 137H224V138L227 137V138H229V139L231 138V139L229 140L230 143L234 141V143L236 144L235 141H237V142L239 141V140L237 139V136H236V135L238 134V136H242V135H239V133L234 134V135H233V134H230V135H229V132H228L226 135H225V133H224V135H223V134H221V133H223ZM229 130H230V129H229ZM237 130H238V129H237ZM237 130H235V131H237ZM255 130H256V129H255ZM257 130H258V129H257ZM146 131H147V130H146ZM186 131H187V130H186ZM186 131H185V132H186ZM209 131H210V130H209ZM243 131H245V129H243V130L241 129V132H243ZM248 131H250V130L248 129ZM248 131H247L246 133H249ZM152 132H153V131H152ZM166 132H167V131H166ZM166 132H165V134H166ZM169 132H170V131H169ZM178 132H179V131H178ZM180 132H181V131H180ZM180 132H179V133H180ZM182 132H183V131H182ZM189 132H190V131H189ZM189 132H188V134H187V132H186V134L183 135V136H185L184 138H186V142H187V143H186V144L183 143V147H182V148L180 147V150H181V151H180V154L183 156V158H182V160H180V159H178V160H180L181 162H180V163L178 162V165H177V163H176V167L173 165V166L175 167L173 171H172L171 169H169V166H168V168H167V167H164V168H161V170H160V168H159L160 166H159V167H158L159 169L157 170L158 173H156L155 175H157V176L159 177V176H161L162 174H164V173L167 171V173H168V172L170 173V174L168 173V177H170V181H171V179L174 180V181H171V182H176V181H178V180H180V181L182 182V179H183V178H186L187 175H188L189 173L192 174V172H193L194 176L196 175L197 177H196V176H195V177H194V176H193V177L188 176V177H191L192 179L197 178V179H194V181H195V180L198 181V180L200 179V181L203 182L204 179H203V180H201V179H202V178H205V177H202V176H201L202 173H204V172L201 171V170H205V169H202L203 164H201L200 161H208L209 158H208V157H207L208 159H207V158H206V159L204 158V157H206L207 155L205 156V154L203 155V154L201 153V152H203V150L205 149V148H202V149H201V146H200V149H199V150H201V151L198 152L199 154H196V153H197V152H196V149H197V151H199V150H198L199 145H198V142L196 143L197 140H196V141L194 140V135H193V136L190 135V133L192 134V132H190V133H189ZM196 132H194V133H196ZM198 132H199V131H198ZM206 132H207V131H206ZM231 132H232V131H230V133H231ZM239 132H240V131H239ZM250 132H251V131H250ZM175 133H176V132H175ZM179 133H178V134H179ZM208 133H209V132H208ZM251 133H252V132H251ZM251 133H250V134H251ZM142 134H143V133H142ZM144 134H145V133H144ZM152 134H154V136H155L156 131H154ZM165 134L162 133V135H165ZM182 134H184V133H182ZM196 134H197V133H196ZM200 134L202 135L203 133L199 132V134H197V136L200 135ZM250 134H249V136H250ZM252 134H254V133H252ZM157 135H158V134H157ZM176 135H177V134H176ZM255 135H256V134H255ZM152 136H153V135H152ZM154 136H153V137H154ZM159 136H160V135H159ZM167 136H168V135H167ZM174 136H175V135H174ZM174 136H173V137H174ZM186 136H187V137H186ZM197 136H195V138H197ZM202 136H203V135H202ZM235 136H236V137H235ZM142 137H143V136H142ZM144 137H145V136H144ZM181 137H182V136H181ZM181 137H180V138H181ZM242 137H243V136H242ZM252 137H254V136L252 135ZM156 138H157V136H156ZM160 138H161V137H160ZM165 138H167V137H165ZM184 138L182 137L183 140H184ZM227 138H226V139H227ZM235 138H236V140H235ZM138 139H139V138H138ZM140 139H141V137H140ZM158 139H159V138H158ZM170 139H171V138H170ZM173 139H174V138H173ZM182 139H181V140H182ZM221 139H222V140H221ZM232 139H233V140H232ZM241 139H242V138H241ZM241 139H240V140H241ZM245 139H246V138L244 137V139H242V140L245 141ZM156 140H157V139H156ZM178 140H179V139H178ZM227 140H228V139H227ZM227 140H226V141H227ZM231 140H232V141H231ZM242 140L239 141V142H243ZM148 141H149V140H148ZM179 141H180V140H179ZM211 141H212V142H211ZM135 142H136V141H134V144H135ZM143 142H144V141H143ZM174 142H175V141H174ZM246 142H248L247 139H246V141L244 142V143H245L244 145H245V146L248 145L249 147H251V144H252V143L249 145V142H248L247 145H246ZM137 143H138V142H137ZM181 143H182V142H181ZM200 143H201V144H200ZM227 143H228V142H227ZM230 143L227 145V147H231V149L234 150V149L232 148V146L230 145ZM131 144H132V143H131ZM150 144H151V143H150ZM161 144H162V143H161ZM163 144L165 145V143H163ZM166 144H167V143H166ZM168 144H169V143H168ZM225 144H226V145H225ZM231 144H232V143H231ZM235 144H234V145L232 144V145L235 147ZM122 145H123V144H122ZM139 145H140V144H139ZM156 145H158V144H156ZM196 145L198 146V148H196ZM229 145H230V146H229ZM236 145L239 146V148H240V145H241V144H240V145L236 144ZM253 145H254V144H253ZM123 146H124V145H123ZM136 146H137V145H136ZM144 146H145V145H144ZM241 146H243V143H242ZM248 146H247V149H248ZM125 147H126V146H125ZM147 147H148V146H147ZM214 147H215V148H214ZM162 148H163V147H162ZM171 148H173V147H171ZM171 148H170V149H171ZM174 148H175V147H174ZM174 148H173V149H174ZM217 148H218V150H217ZM239 148H238V149H239ZM242 148H243V147H242ZM251 148H252V147H251ZM251 148H250V150L252 151ZM170 149H168V150H170ZM178 149H179V148H178ZM211 149H212V151H211ZM228 149H230V148H228ZM228 149L226 148V150H225V149H224V150H225V151H228ZM231 149H230L228 152H226V153H223L224 150L222 149L221 154L224 155V154H227V153L231 152V153H229L230 156H231V155H233V153H234V151H233V153H232ZM236 149H237V148H236ZM238 149H237V150H238ZM240 149H241V148H240ZM243 149H245V148H243ZM171 150H172V149H171ZM171 150H170V152H171ZM237 150H235L236 153L234 154V156H236V155H237V156H241L242 154L244 155V154H246L245 152L249 153V152H248L249 149H248V150L245 149L246 151H243V150H242L243 153L239 150L238 153H239V154L242 153L241 155H239V154L237 153ZM205 151H206V150H205ZM205 151H204V153H205ZM210 151H211V153H210ZM219 151H220V152H219ZM257 151H256V152H257ZM212 152H213V153H212ZM240 152H241V153H240ZM176 153H177V152H176ZM200 153L202 154V156H204V157H202V160H200L201 158H199V155H201ZM165 154H166V153H165ZM177 154H178V153H177ZM209 155H208V156H209ZM223 155H221V156H223ZM246 155H247V157H248L249 154H246ZM246 155H245V156H246ZM254 155L256 156V154H254ZM227 156H229V155L227 154V155L224 156V157L227 158ZM230 156H229V158L232 157V156H231V157H230ZM234 156H233V157H234ZM152 157H153V156H152ZM200 157H201V156H200ZM233 157H232V159H233ZM243 158H245V157H243ZM249 158H250V157H249ZM236 159H238V158L236 157ZM168 160H169V159H168ZM227 160L229 161L228 158H227ZM230 160H231V159H230ZM240 160H241V159H240ZM249 160H250V159H249ZM255 160H254V161H255ZM170 161H171V160H170ZM176 161H177V160H176ZM234 161H236V160L233 159V161L231 160L230 163L232 162L231 164L233 165ZM172 162H173V161H172ZM251 162H252V161H251ZM164 163H165V162H164ZM222 163H223V162H222ZM171 164H172V163H171ZM173 164H174V162H173ZM224 164H225V162H224ZM224 164H223V167H224ZM246 164H247V162H246ZM204 165H205V164H204ZM217 165H219L218 168H217ZM225 165H226V164H225ZM243 165H242V167H243ZM251 165H252V164H251ZM165 166H166V165H165ZM199 166H200V167H199ZM205 166H206V165H205ZM228 166H229V165H228ZM247 166H248V165H247ZM154 167H155V165H154ZM229 167H230V166H229ZM251 167H252V166H251ZM251 167H249V168H251ZM200 168H201V169H200ZM207 168H208V165H207ZM230 168H231V167H230ZM230 168H229V169H230ZM256 168H253V170L256 169ZM167 169H169V170H167ZM195 169H198V170L200 169L199 171L202 172L201 175H200V172H198V170L196 171V172L198 173V175L195 174V172H194ZM219 169H218V170H219ZM231 169H232V168H231ZM152 170H153V169H152ZM193 170H194V171H193ZM223 170L226 171V168L224 167ZM233 170H234V169H233ZM244 170H245V171H244ZM191 171H192V172H191ZM254 171H255V170H254ZM254 171H253L252 173H254ZM150 172H152V171H150ZM226 172L228 173L229 171H226ZM124 173H125V172H124ZM167 173H166V175H167ZM207 173H208V171H207ZM209 173H212V172H209ZM227 173H226V174H227ZM230 173H231V172H230ZM252 173H250V174H252ZM255 173H256V171H255ZM255 173H254V174H255ZM151 174H152V173H151ZM171 174H172V175H171ZM193 174H192V175H193ZM204 174H206V170H205V173H204ZM204 174H203V176H206V175H204ZM224 174H225V173H224ZM224 174H223V175H224ZM231 174H232V173H231ZM231 174H229V175H231ZM119 175H120V174H119ZM124 175H125V174H124ZM144 175H145V174H144ZM153 175H154V174H153ZM238 175H237V176H238ZM252 175H253V174H252ZM122 176H123V175H122ZM145 176H146V175H145ZM207 176H209V175H207ZM226 176H227V175H226ZM234 176H235V175H234ZM237 176H236V177H237ZM259 176H260V177H259ZM163 177H165V176L162 175V179H160V180H162V182H163V180H164ZM166 177H167V176H166ZM166 177H165V178H166ZM168 177H167V178H168ZM188 177L186 178V182H185L186 184L183 183V182H182V183L185 184V185H187V184L189 183V185L191 186L190 183H192L193 181H192V179H190V178H188ZM199 177H200V178H199ZM201 177H202V178H201ZM217 177H219V176H217ZM229 177H231V176H229ZM229 177H228V179H229ZM236 177H235V178H236ZM239 177H238V178H239ZM248 177H249V176H248ZM250 177H252V176L250 175ZM122 178H123V177H122ZM141 178H142V177H141ZM148 178H149V177H148ZM153 178L155 179V176H154ZM167 178H166V181H167L166 183H170V182H168L169 179H167ZM222 178H223V177H222ZM232 178H233V177H232ZM243 178H244V179H243ZM154 179H153V183H154ZM157 179H159V178H157ZM187 179H190L192 182H191L190 180L188 181ZM250 179H251V178H250ZM126 180H127V179H126ZM145 180H146V179H145ZM145 180H143V181L145 182V184L148 183V182H151V183H152V181H150L151 178H149V181H148V179H147L148 182H146ZM160 180H159V181L157 180V181L160 182ZM183 180H184V179H183ZM223 180H224V181H223ZM223 180H222V182H223V184H225L224 182H226V179H223ZM232 180H233V179H231V181H232ZM247 180H248V181H247ZM98 181H100V180H98ZM127 181H129V180H127ZM132 181H133V180H132ZM134 181H136V180H134ZM137 181H138V180H137ZM164 181H165V180H164ZM180 181H179V182H180ZM187 181H188V183H187ZM197 181H196V182H197ZM212 181H213V180H211V182H210V180H209L208 184L214 182V181H213V182H212ZM220 181H221V180H220ZM85 182H86V181H85ZM103 182H104V181H103ZM105 182H106V180H105ZM144 182H141V183L144 184ZM179 182H176V183H179ZM196 182H195V183H196ZM205 182H206V178H205ZM222 182H221V183H222ZM99 183H100V182H99ZM127 183H129V182H127ZM131 183H132V182H131ZM141 183H140V185H139V182H138V186H142ZM151 183H150V185L152 186L153 183H152V184H151ZM164 183H165V182H164ZM166 183H165V186L168 185V184L166 185ZM176 183H173V184H176ZM182 183H181L180 186L183 185ZM195 183H194V182L192 183V184H194V187H195ZM198 183H199V182H198ZM198 183H197V184H198ZM96 184H97V182H96ZM106 184H108V183H106ZM132 184H133V183H132ZM148 184H149V183H148ZM148 184H147V186H148ZM160 184H163V183H160ZM179 184H180V183H179ZM203 184H204V183H202V184L199 183L200 187H199V185H196V186L199 187V188H198V187H195L196 189L198 188L197 191H198L200 188L202 189V187H204V186H205L206 189H207V186H206V185H203ZM205 184H207V182H206ZM208 184H207V185H208ZM213 184H214V183H213ZM226 184H227V182H226ZM226 184H225V187L227 186ZM229 184H230V183H229ZM247 184H246V185H247ZM97 185H98V184H97ZM97 185H96V186H97ZM125 185H126V184H125ZM127 185H128V184H127ZM133 185H136V184H133ZM169 185H171V183H170ZM201 185H202V186H201ZM93 186H94V185H93ZM93 186H92V187H93ZM136 186H137V185H136ZM143 186H144V185H143ZM162 186H164V184H163ZM165 186H164V188H165ZM177 186L179 187L178 184H177ZM177 186H176V187H177ZM187 186H188V185H187ZM187 186H186V187H185V186H182L183 188L181 187V189L183 190V193H184L185 191H187V190H184V188H185V189L188 188V190H189V187H187ZM211 186H212V185H210V187H211ZM213 186H218V183H217V185H213ZM222 186H223V188H224V185H222ZM87 187H89V186H87ZM97 187H98V186H97ZM101 187H102V186H101ZM120 187H121V186H120ZM122 187H125V186H122ZM128 187L130 188V186H128ZM148 187H150V186H148ZM167 187H169V189H170V188L172 189V185H171V186H167ZM167 187H166V188H167ZM174 187H175V186H174ZM178 187L175 188V189L177 190L176 192H179V191H178V190H179ZM192 187H193V185L191 186V188H192ZM205 187H204V190L202 189L203 191H205ZM208 187H209V186H208ZM210 187H209V188H210ZM227 187H228V186H227ZM154 188H155V187H154ZM195 188H193V189L195 190ZM209 188H208V189H209ZM212 188H213V187H211V189H212ZM220 188H221V190H222L221 185H220V187H219V190H220ZM94 189H95V188H94ZM108 189H109V188H108ZM131 189H132V188H131ZM136 189H137V187H136ZM136 189H135V192L137 191V193H138V190H136ZM139 189H140V188H139ZM144 189H145V188H144ZM148 189H149V188H148ZM148 189H147V190H148ZM150 189H153V188L151 187ZM150 189H149V191L147 192L148 194L145 193V197H146V194L150 196V193H152V195H153V191L155 192V189H154L152 192H150V191H151ZM201 189H200V190H201ZM228 189H229V188H228ZM231 189H232V187H231ZM236 189L234 190V192H232V194L235 193L234 196H232V198H234V197H236L238 194H240V193L236 192V191H237ZM245 189H248V188H245ZM89 190H91V189H89ZM103 190H104V189H103ZM103 190H102V191H103ZM110 190H111V189H110ZM110 190H109V191H110ZM156 190H158V188H157ZM172 190H173V189H172ZM182 190H181V191H182ZM219 190H218V187H216L215 189L210 190L211 193H210V191H207V190H206L205 193H203V192H201L200 194L198 193L197 195L200 196V199H199V198H195V197L197 196V195H196V192H197V191H196V192L194 191V192H195V195L193 194L194 196L192 195L191 192L188 191V192H189V195L187 194L188 197H187V195H185V197L187 198V201H188V202L186 201V199L180 197V195H181V196H184L183 193H180V195H179V193H178V195H179V197H178L177 194H176V192H174L175 190H173V192L175 193V196H177V197H175L177 200H179V199H180V200L183 199L186 203H189V204H191V205H192V203H193L192 201H195V200L199 199V201H198V200H197V202L195 201V202L198 204L197 207H199V205H200V206H203V205H204V203H205V199H206V196H208V194H209V195L211 194L212 196L210 195L211 197H210V199H207V200H206L207 202H208L209 200L212 201V199H211L212 197L215 198L214 200H218V199L221 200L225 195H223V196L221 195L222 198H219L220 196L216 195V194L218 193L217 191H219ZM221 190H220V191H221ZM100 191H101V189H100ZM130 191H131V190H130ZM132 191H134V190H132ZM132 191H131V192H132ZM139 191H140V190H139ZM142 191H143V188H142ZM145 191H146V189H145ZM158 191H159V190H158ZM167 191H168V190H167ZM170 191H171V190H170ZM181 191H180V192H181ZM191 191L193 192V190H191ZM220 191H219V192H220ZM222 191H223V190H222ZM222 191H221V192H222ZM227 191H228V190H227ZM227 191H226V189H224V192H227ZM246 191H247V190H245V192H246ZM248 191H249V190H248ZM252 191H251V192H252ZM261 191H262V192H261ZM95 192H96V191H95ZM97 192H98V191H97ZM111 192H112V191H111ZM149 192H150V193H149ZM194 192H193V193H194ZM199 192H200V191H199ZM207 192H208V194H206ZM229 192H230V191H229ZM229 192H228V194H229ZM249 192H250V191H249ZM249 192H247V193H249ZM107 193H108V192H107ZM116 193H117V192H116ZM116 193H115V194H116ZM121 193H122V192H121ZM121 193H120V194H121ZM137 193H135V194H137ZM142 193H143V192H142ZM155 193H156V192H155ZM155 193H154V196H155ZM157 193H158V192H157ZM157 193H156V194H157ZM190 193H191V194H190ZM230 193H231V192H230ZM236 193H238V194L236 195ZM90 194H91V193H90ZM92 194H93V193H92ZM94 194H95V193H94ZM131 194H132V193H131ZM185 194H186V192H185ZM203 194H204L205 196H203ZM220 194H221V193H220ZM244 194H245V193H244ZM108 195H109V194H108ZM126 195H127V194H126ZM139 195H141V194H139ZM215 195L218 196V198L215 197ZM235 195H236V196H235ZM105 196H106V195H105ZM114 196H115V195H114ZM121 196H122V194H121ZM124 196H125V195H124ZM128 196H129V195H128ZM136 196H138V194L135 195V197H136ZM154 196H153V197H154ZM158 196H159V194H158ZM170 196L173 197L174 195H170ZM190 196H191L192 198H191ZM198 196H197V197H198ZM239 196H241V195H239ZM242 196H243V193H242ZM242 196H241V198H242ZM100 197H102V196H100ZM107 197H108V196H107ZM118 197H119V195H118ZM118 197H117V198H118ZM132 197H133V196H132ZM138 197H140V196H138ZM142 197L144 198V196H142ZM142 197H141V199H142ZM159 197H160V199L162 198V196H159ZM189 197H190V199H193V197H194L195 200H192V201L190 200V201H189V200H188ZM30 198L32 199L33 197H30ZM110 198H111V197H110ZM122 198H123V197H122ZM127 198H128V197H127ZM129 198H130V197H129ZM146 198H149V197H146ZM150 198H152V196H151ZM170 198H171V197H170ZM204 198H205V199H204ZM216 198H217V199H216ZM238 198L241 199L240 197H238ZM252 198H253V199H252ZM28 199H29V198H28ZM33 199H34V198H33ZM100 199H102V198H100ZM106 199H107V198H106ZM115 199H116V198H115ZM125 199H126V198H125ZM132 199H133V198H132ZM141 199H139V201H141ZM162 199H164V198H162ZM230 199H231V198H230ZM42 200H43V198H42ZM109 200H110V199H109ZM136 200H137V199H136ZM136 200H135V202H136ZM158 200H159V199H158ZM166 200L168 201V199H166ZM173 200H175V199L173 198L172 201H173ZM180 200H179V201H180ZM183 200H182V201H183ZM223 200H224V199H222L221 201H223ZM234 200H235V198L233 199V201H234ZM236 200H237V199H236ZM241 200H242V199H241ZM130 201H131V200H130ZM133 201H134V200H133ZM137 201H138V200H137ZM139 201H138V202H139ZM159 201H160V200H159ZM167 201H166L165 203H167V204L169 205V203H168L169 201H168V202H167ZM182 201H181V204H182ZM202 201H204V203H203ZM211 201H210V204L212 203L211 205H214V204L217 205V203H218L217 201H216V202L214 201L215 203H214V202H211ZM218 201H219V200H218ZM221 201H220V204H221V203H224V202H221ZM226 201H227V200H225V204H226ZM229 201H230V200H228V202H229ZM233 201H232V202H233ZM237 201H239V200H237ZM244 201H245V200H244ZM31 202H33V201L31 200ZM109 202H111V201H109ZM113 202H114V201H113ZM120 202H121V201H120ZM120 202H119V203H120ZM127 202H128V201H127ZM127 202H126V203H127ZM138 202H137V203H138ZM162 202H163V201H162ZM173 202H174V203L170 202V206L173 205V204H177V206L174 207V208L176 209V208L179 206L178 204H179L180 202H179V203H178L177 201H173ZM175 202H176V203H175ZM191 202H192V203H191ZM240 202L242 203L243 201H240ZM99 203H100V200H99ZM117 203H118V202H117ZM137 203H136V204H137ZM139 203H140V202H139ZM145 203H147V202H144V205H145ZM157 203H158V202H156V204H157ZM201 203H203V205H202ZM236 203H237V202H236ZM236 203H235V204H236ZM32 204H33V203H32ZM35 204H36V203H35ZM110 204H111V203H110ZM114 204H115V203H114ZM123 204H124V203H123ZM133 204H135V203L133 202ZM133 204H132V205H133ZM136 204H135V205H136ZM140 204H141V203H140ZM142 204H143V202H142ZM142 204H141V205H142ZM149 204H150V203H149ZM149 204H148V205L146 204V205L149 206ZM153 204H154V203H153ZM156 204H154V205L152 206V208L155 207ZM159 204H160V203H159ZM181 204H180L181 209H183L182 206L184 205V207H186V211H185V212H187V213H188V216H189V212H191V211H190V206H191V205L188 204V205H189V207H188L189 210H187V206H188V205L186 204V205H187V206H186L185 203L182 204V205H181ZM194 204H195V203H194ZM197 204H196V205H197ZM228 204H229V203H227L225 207H227ZM233 204H234V203H233ZM235 204H234V206H236ZM244 204H245V203L243 202V206H244ZM101 205H102V204H101ZM105 205H106V204H105ZM105 205H104V206H105ZM107 205H108V204H107ZM121 205H122V204H121ZM128 205H129V204H128ZM135 205H134V208H135V209L132 208V211H131L130 214H132V212H134L133 210H136V207L139 206V205H136V207H135ZM144 205H142V208H143V207L146 208V205H145V206H144ZM160 205H161V204H160ZM205 205H206V204H205ZM205 205L202 207V208H204V210H205V208H207V206H205ZM211 205H210V206H211ZM221 205H222V204H221ZM229 205H232V204L230 203ZM229 205H228V208L231 207V206H229ZM240 205H242V204H240ZM108 206H109V205H108ZM118 206H119V205H118ZM130 206H131V205H130ZM173 206H174V205H173ZM210 206H209V207H210ZM217 206L220 207L219 209H221V206H220V205H217ZM223 206H224V205H223ZM223 206H222V207H223ZM237 206H238V204H237ZM237 206H236V207H237ZM25 207H26V206H25ZM33 207H34V205H33ZM128 207H129V206H128ZM132 207H133V206H132ZM159 207H160V206H159ZM194 207H195V208H194ZM209 207H208V208H209ZM211 207H212V206H211ZM211 207H210V208H211ZM236 207H235V208H236ZM15 208H16V206H15ZM27 208H28V207H27ZM27 208H26V209H27ZM34 208H36V207H34ZM96 208H97V207H96ZM99 208H101V207L99 206ZM106 208L108 209V207H106ZM109 208H110V207H109ZM115 208H117V207H115ZM124 208H125V207H124ZM174 208L172 207V212H173V213L175 212V211H174ZM193 208H194V211H196L197 208H196L195 205H192V209H193ZM210 208H209V209H210ZM213 208H214V210H213ZM213 208H212V210L210 209V210H211V212H210L211 214H213L212 211H213V212H216L215 210L217 209L215 206H213ZM215 208H216V209H215ZM223 208H224V207H223ZM223 208H222V209H223ZM228 208H227V211H226L227 213L230 212V208H229V209H228ZM232 208H233V206H232ZM239 208H242V207L239 206ZM90 209H92V208H90ZM119 209H120V208H119ZM137 209H138V208H137ZM139 209H140V208H139ZM139 209H138V210H139ZM146 209H147V208H146ZM149 209H151L150 206H149ZM149 209H148V210H149ZM160 209H161V208H160ZM162 209H163V208H162ZM177 209L179 210L180 208H177ZM181 209H180V210H181ZM192 209H191V210H192ZM248 209L251 211L250 214H249L250 211L247 212ZM18 210H20V209H18ZM18 210H17V211H18ZM92 210H93V209H92ZM100 210H101V209H100ZM113 210H114V208H113ZM121 210H122V209H121ZM126 210H127V208H126ZM128 210H129V209H128ZM130 210H131V209H130ZM138 210H137V211H138ZM141 210H142V209H140V211H141ZM144 210H145V209H144ZM156 210H157V209H155V211H156ZM163 210H164V209H163ZM178 210H176V211H178ZM225 210H226V209H224V211H225ZM241 210H242V209H241ZM8 211H9V210H8ZM94 211H95V210H94ZM103 211H104V209H103ZM103 211H102V212H103ZM106 211H107V210L105 209V212H106ZM108 211H110V210H108ZM117 211H118V210H117ZM117 211H116V212H117ZM137 211H135V213H133V214L138 215L140 211H139V212H137ZM208 211H209V210L207 209L206 214L209 213ZM218 211H219V210H218ZM228 211H229V212H228ZM233 211H235V209H234ZM237 211H238V210L236 209L235 212L239 215L240 212H237ZM25 212H26V211H25ZM30 212H31V211H30ZM145 212L148 213L146 210H145ZM145 212L143 211L142 213H145ZM150 212H151V214L153 213V211H150ZM150 212H149V213H150ZM192 212H193V210H192ZM197 212H199V210H197ZM197 212H196V213L194 212V216H195V214H197ZM200 212H201V211H200ZM200 212H199V214H200ZM222 212H223V211L220 210V213H222ZM246 212H247V213H246ZM0 213H1V212H0ZM26 213H27V212H26ZM95 213H96V212H95ZM111 213H112V212H111ZM114 213H115V212H114ZM137 213H138V214H137ZM142 213H141V214H142ZM146 213H145V214H146ZM149 213H148V214H149ZM166 213H168V212H166ZM201 213H202V212H201ZM210 213H209L210 217L212 216V217H214V218H210V217H208V216H209V215H208V216H207V217H208L207 219H209L208 222H207V220H204V219H202V218H201L202 220L199 219V218L202 217V216H204V218H206V215H203V213H202V216H200V217H199V216H196L197 218L199 217V218H198V219H199L198 221H202V222H200V223L198 222V223H199V226H200L201 223L203 224V222H206L205 225L203 224L204 227L206 226L205 231H204V232H206V233H203V231H202V234H201V235H205V236L207 235V231H206V230H207L208 227L211 226V225H208V223H210V219H212V220L216 219V218H215V217H217L216 214H218L219 212L216 213L215 215H211ZM227 213H226V214H227ZM1 214H2V213H1ZM18 214H20V213H18ZM87 214H88V213H87ZM116 214H117V213H116ZM118 214H119V213H118ZM141 214H140V216H141ZM148 214H147L148 218H144V220H146V219H147V220L152 219V218L150 217L151 214H149V215H148ZM174 214H175V213H174ZM174 214H173V215H174ZM222 214H223V213H222ZM224 214H225V212H224ZM226 214H225V216H223V215H222V216H223L224 218H225V217L227 218ZM230 214H231V212H230ZM5 215H6V214H5ZM23 215H24V213H23ZM89 215H90V214H89ZM91 215H92V214H91ZM98 215H99V214H98ZM104 215H108V213H106V214H104ZM110 215H111V214H110ZM113 215H114V214H113ZM152 215L156 216V215H157V212H156V215H155V213L152 214ZM168 215H169L171 218H170L169 216H168V217H169L170 219H172V220H168V221H169V222H170V221H173V218H174V217L172 218L173 215L171 216L170 213H168ZM176 215H177V217L179 218V215H180V214L178 215V213H177V214H175L174 216H176ZM197 215H198V214H197ZM200 215H201V214H200ZM227 215H229V214H227ZM238 215H237V216H238ZM240 215H243V214H240ZM17 216H18V215H17ZM17 216H16V217H17ZM24 216H25V215H24ZM93 216H94V215H93ZM99 216H100V215H99ZM140 216H139L138 218H140ZM142 216H143V215H142ZM154 216H153V217H154ZM163 216H167V215L164 214ZM182 216H184V215L182 214V215L180 216V220H182V222H184V221H183V220H184V217H183V219H182ZM235 216H236V214H235ZM235 216H233V218H234ZM8 217H9V215H8ZM86 217H87V216H86ZM89 217H90V216H89ZM109 217H110V216H109ZM118 217H119V216H118ZM118 217H117V218H118ZM122 217H123V216H122ZM145 217H146V216H145ZM149 217H150V218H149ZM161 217H162V216H161ZM177 217H176V219H178ZM196 217H195L196 220L193 219V217H192V219H193L194 221H197V218H196ZM218 217H219V214H218ZM223 217H222V218H223ZM230 217H231V215H230ZM9 218H10V217H9ZM91 218H92V217H91ZM111 218H112V217H111ZM138 218H137V219H138ZM154 218H155V217H154ZM165 218H167V217H165ZM165 218H163V219H165ZM169 218H167V219H169ZM222 218H220V219H222ZM119 219H120V217H119ZM141 219H143V218L141 217L140 220H141ZM160 219H162V218H160ZM189 219H190V217H189ZM217 219H218V218H217ZM217 219H216V220H217ZM220 219H218V220H220ZM234 219H235V218H234ZM234 219H231L232 222H230V219H228L229 222L232 223V224H229V225H233V221H234ZM84 220H85V219H84ZM109 220H110V219H109ZM113 220H114V219H113ZM116 220H117V219H116ZM125 220H126V219H125ZM125 220H124V221H125ZM128 220H129V218H128L125 222H127ZM134 220H136V219L134 218ZM144 220H143V222H145ZM152 220H153V219H152ZM180 220H179V221H180ZM185 220H186V219H185ZM216 220H215V221H216ZM228 220L224 219V220H222V221H226L227 224H228V223H229ZM235 220L238 221V219H235ZM93 221H94V220H93ZM100 221H101V220H100ZM118 221L120 222V220H118ZM118 221H117V223H118ZM121 221H122V220H121ZM131 221H133V218H132V220H130V222H131ZM149 221L151 222V220H149ZM157 221H158V220H157ZM174 221H175V218H174ZM174 221H173V223L176 224V229H175V227H174V229H173V226H174V225L172 224V222H171L172 226L169 224V222H168V223L166 222V223L169 224V225L171 226V227H169L170 229L172 228V230H175V233H177V232H179V231H177V229H179L178 227L182 225V222H179V224L181 223V225H178V224H177L178 222L175 223ZM177 221H178V220H177ZM215 221H214V224H215V223H216V224H215L214 226L218 225V222H217V221L215 222ZM220 221H221V220H220ZM220 221H219V222H220ZM106 222H107V219H106ZM122 222H123V221H122ZM158 222H159V221H158ZM211 222H212V221H211ZM85 223H86V222H85ZM89 223H90V222H89ZM89 223H87V224H89ZM96 223H97V222H96ZM127 223H128V222H127ZM133 223H134V221H133ZM133 223H132V224H133ZM135 223H136V221H135ZM166 223H164V224H166ZM195 223H197V222H195ZM195 223L192 224L193 226L190 225V227H192V228H193V227L197 228V230L194 228V230H196L195 233L197 234V233H198L197 231H198V228H199V227H196V226H198V224L195 226ZM220 223H221V222H220ZM15 224H16V223H15ZM81 224H83V223H81ZM94 224H95V223H94ZM104 224H105V223H104ZM112 224H113V223H112ZM143 224H144V223H143ZM150 224H152V223H150ZM154 224H155V222H154ZM160 224H161V223H160ZM164 224H163V226H164ZM190 224H191V223H190ZM202 224H201V227H202ZM210 224H213V223H210ZM51 225H52V224H51ZM83 225H84V224H83ZM101 225H102V224H101ZM118 225H119V224H118ZM120 225H121V224H120ZM130 225H131V223H130ZM155 225H156V224H155ZM7 226H8V225H7ZM54 226H55V225H54ZM80 226H81V225H80ZM86 226H87V225H86ZM86 226H85V229H86ZM92 226H93V225H92ZM125 226H126V225H125ZM148 226H149V225H148ZM187 226H188V225H187ZM187 226H186V227L184 226L185 228H183V227L181 226V227H180V231H182V230H181V228H182V229L186 232L187 230H185V229H186V228L188 229ZM207 226H208V227H207ZM224 226L221 227L222 230H225V227H224ZM76 227H77V226H76ZM83 227H84V226H83ZM83 227H82V229H83ZM93 227H94V226H93ZM93 227H92V228H93ZM106 227H108V226H106ZM106 227H105V228H106ZM109 227H110V226H109ZM116 227H118V226H116ZM120 227H122V226H120ZM140 227H142V226H140ZM154 227H155V226H154ZM167 227H168V225H166V227H164L165 230H166ZM204 227H203V228H204ZM218 227H219V226H216L215 229H213L214 227H211V229H213V232H214V231L216 230V228L218 229ZM238 227H239V226H238ZM8 228H9V227H8ZM77 228H78V227H77ZM100 228H101V226H100ZM103 228H104V227H103ZM105 228H104V229H105ZM169 228H167V230H169ZM203 228H199V230H201V229H203ZM223 228H224V229H223ZM242 228H243L244 230H243ZM85 229H84V230H85ZM98 229H99V227H98ZM128 229H130V228H128ZM137 229H139V228H137ZM137 229H136V230H137ZM142 229H143V228H142ZM157 229H158V227H157ZM208 229H209V231H210V228H208ZM75 230H76V229H75ZM91 230H92V229H91ZM100 230H102V229H100ZM111 230H113V229L111 228ZM119 230H120V229H119ZM136 230L134 229V232H135ZM145 230H146V229H145ZM152 230H153V229H152ZM155 230H156V228H155ZM155 230H154V231H155ZM165 230H164V231H165ZM203 230H204V229H203ZM50 231H53V230H50ZM92 231H93V230H92ZM95 231H96V229H95ZM102 231H103V230H102ZM109 231H110V229H109ZM122 231H123V230H121V232H122ZM154 231H150V232H149V230H148V231H146V232H147V234L151 233L150 235H151V237H152V236H153V233H152V232H154ZM159 231H160V230H159ZM176 231H177V232H176ZM184 231H182V234H185ZM209 231H208V232H209ZM211 231H212V230H211ZM216 231H217V230H216ZM216 231H215V232H216ZM219 231H220V230H219ZM44 232H46V229H45ZM78 232H79V231H78ZM80 232H82V231H80ZM98 232H99V230H98ZM132 232H133V231H132ZM136 232H137V231H136ZM138 232H140V231H138ZM138 232H137V233H138ZM155 232H157V231H155ZM165 232H166V231H165ZM167 232H168V231H167ZM167 232H166V233H167ZM190 232L192 233L191 230H190ZM190 232L187 231V232H186V233H188L187 235H190ZM215 232H214V234H212V232H211V233L209 232V233L211 234V236L214 235V236H217V237H218V235H216ZM229 232H227V233H229ZM47 233H48V232H47ZM53 233H54V232H53ZM53 233H52V234H53ZM69 233H70V232H69ZM95 233H96V232H95ZM95 233H93L92 235H96V234H97V233H96V234H95ZM100 233H101V232H100ZM112 233H113V232H112ZM116 233H117V231H116ZM118 233H119V232H118ZM118 233H117V234H118ZM122 233H123V232H122ZM130 233H131V232H130ZM137 233H135L134 235H137ZM175 233H172V234H175ZM195 233H193V234H195ZM200 233H201V232H200ZM216 233H217V234H220L221 232H220V233L216 232ZM231 233H232V232H231ZM231 233H230V234H231ZM86 234H87V233H86ZM90 234H91V233H90ZM113 234H114V233H113ZM140 234H141V232L138 233V236H139ZM144 234H145V233H143L142 237L144 236V238H145L147 235H144ZM154 234H155L154 236H156V235H158L159 233H158V234L154 233ZM168 234H169V232H168ZM178 234H181V233L179 232ZM178 234H175V235H177V237H179ZM182 234L180 235V239H181V238H182V239H186V238L181 237ZM198 234H199V233H198ZM198 234H197V235H198ZM39 235H40V233H39ZM39 235H38V236H39ZM44 235H45V234H44ZM44 235H43V236H44ZM49 235H50V234H49ZM49 235H48V236H49ZM73 235H74V234H73ZM119 235H120V234H119ZM150 235L147 236L148 239L145 238V239H147V242L149 241V239H151ZM197 235H196V237H198ZM236 235H238V234H235L234 236H236ZM41 236H42V235H41ZM45 236H46V235H45ZM67 236H68V235H67ZM76 236H77V235H76ZM80 236H81V235H80ZM80 236H79V237H80ZM88 236H89V235H88ZM88 236H87V237H88ZM108 236H109V235H108ZM108 236H107V237H108ZM112 236H113V235H112ZM124 236H126V235L124 234ZM154 236H153V238L156 240L157 238H155ZM164 236H167V237L170 236V237H171V232H170V235L165 234ZM183 236L185 237L186 235H183ZM234 236H233V237H234ZM59 237H60V236H59ZM72 237H73V236H72ZM74 237H75V236H74ZM74 237H73L72 239H75V238H76V237H75V238H74ZM79 237H77V239L71 241V242H72V245L69 246L68 250H65V249H64L63 251H65V252H62V251H61V252H62V255H64V254L66 255V253H68V256H69V255L72 256L73 254L76 255L75 252L80 253L79 251H80V249H82L81 246H82V245H83V246H86L85 243L87 242V240H88L89 238L85 237V238H87V240H86L85 238L82 237V238L84 239V241H85L84 244H82V243H83V239H82V243H81V240H80L81 238H79ZM92 237H94V236H92ZM133 237H134V236H133ZM133 237H131V238H133ZM140 237H141V235H140ZM158 237H159V238H160V237L163 238V236H160V235H158ZM167 237H164V242H165V238H166V242H167V243H168V241H170V239H171V242H173V241H172V238L168 237V238H170V239L168 240ZM172 237H174V236L172 235ZM177 237H176V239H177ZM186 237H187V236H186ZM189 237H191V235H190ZM189 237H187V240H188V241H190V240H189V239H190ZM199 237H200V234H199ZM199 237L197 238V240L195 239V241H198ZM201 237H202V238H201ZM201 237H200V238L203 239V236H201ZM217 237H215V238H217ZM219 237H218V239H219ZM229 237H228V238H229ZM237 237H236V239H237ZM14 238H15V236H14ZM36 238H38V237H34L35 240H36ZM40 238H41V237H40ZM48 238H49V237H48ZM48 238H45V239L48 240ZM68 238H69V237H68ZM78 238H79V239H78ZM112 238H113V237H112ZM121 238H122V237H121ZM134 238H135V237H134ZM138 238H139V237H138ZM159 238H158V239H159ZM188 238H189V239H188ZM194 238H195V237H194ZM204 238H205V237H204ZM208 238H207V239H208ZM215 238H214V240H216ZM42 239H43V237H42ZM45 239H43V241H46ZM65 239H66V238H65ZM70 239H71V237H70ZM70 239H69V242H70ZM72 239H71V240H72ZM135 239H136V238H135ZM173 239H175V237H174ZM176 239H175L174 241H176ZM180 239H178L177 242H176L177 244H179V246H181V245L183 244L182 247L184 248V246H185L184 243L188 245V242L183 241V242H184V243H183L182 241H180ZM201 239H200V242H198V244L195 243V245H194V243L192 242V240H191L192 243L189 242L190 245L192 244L193 250H195V249L198 248V247H196L197 245H198V246H201V245H200V244H202V242H201L202 240H201ZM207 239H206V240H207ZM218 239H217V240H218ZM234 239H235V237H234ZM3 240H4V239H3ZM58 240H59V239H58ZM67 240H68V239H67ZM77 240H78V241L80 240V241L78 242ZM89 240H90V239H89ZM89 240H88V241H89ZM115 240H116V239H115ZM137 240H138V239H136V241H137ZM142 240H144V239H142ZM159 240H160V239H159ZM159 240H158V241H159ZM214 240H213V241H214ZM49 241H50V238H49ZM53 241H54V240H53ZM53 241L51 242V245H53ZM102 241H103V240H102ZM121 241H122V240H121ZM124 241H125V240H124ZM139 241H140V238H139ZM151 241H152V239H151ZM153 241H154V240H153ZM153 241H152V243H153ZM160 241L163 242V240H160ZM178 241H180V243H178ZM195 241H194V242H195ZM5 242H6V241H5ZM31 242H32V241H30V245H32ZM40 242H41V241H40ZM54 242L56 243V240H55ZM58 242H59V241H58ZM92 242H93V241H92ZM116 242H117V241H116ZM137 242H138V241H137ZM164 242H163V243H164ZM171 242H169V245H166V244H163V243L157 242V240H156V243H158V246H159V243H160V244H163V245H161V247L163 246V247H162L163 250H162L160 247H157V248H160V250L162 251V253L165 252V253H163V254H166V252L168 253V251H166V250H167L166 247H167V246H172V245L175 243V242H174V243L172 244ZM181 242H182V244H181ZM204 242H205V241H204ZM207 242H208V241H206V243H207ZM224 242H225L226 245L224 244ZM234 242H237V246H233V245H234ZM49 243H50V242H49ZM64 243H65V242L63 241V245H64ZM67 243H68V242H67ZM67 243H65V247H66V244H67ZM94 243H95V242H94ZM97 243H98V242H97ZM100 243H101V242H100ZM125 243H126V242H125ZM125 243H124V244H125ZM130 243H132V241H130ZM130 243H129V245H131ZM138 243H139V242H138ZM141 243H142V242H141ZM156 243H155V245H156ZM199 243H200V244H199ZM206 243H205V245H206ZM15 244H17V243L15 242ZM41 244H42V243H41ZM43 244H45V247H47V246H46V243L43 242ZM43 244H42V246H43ZM81 244H82V245H81ZM86 244H87V243H86ZM91 244H92V243H91ZM101 244H103V242H102ZM107 244H108V243H107ZM107 244H106V245H107ZM113 244H114V243H113ZM119 244H120V243H119ZM145 244H146V243H145ZM153 244H154V243H153ZM153 244H152V245H153ZM177 244H176L174 247L172 246V247H173L172 250H176V253L179 252V254H181L180 251L186 249L187 246H185L184 249H183L182 247H179L180 249H179V251H177V250H178V249H177V248H178ZM180 244H181V245H180ZM196 244H197V245H196ZM17 245H18V244H17ZM47 245H48V244H47ZM80 245H81V246H80ZM93 245H94V244H93ZM127 245H128V244H127ZM127 245H125V246L128 247L129 245H128V246H127ZM132 245H133V244H132ZM146 245H148V244H146ZM146 245H143V246H144L145 248H147ZM18 246H19V245H18ZM18 246H17V247H18ZM22 246H23V245H22ZM60 246H61V245H60ZM77 246H80V247H81V248L78 249V251H77V248H76ZM95 246H97V245H95ZM98 246H99V243H98ZM102 246H103V245H102ZM120 246H121V245H120ZM122 246H123V245H122ZM122 246H121V249H125V250H123V251H126V248H122ZM156 246H157V245H156ZM164 246H166V247H164ZM176 246H177V248H175ZM188 246H189V245H188ZM6 247L8 248V246H6ZM17 247L14 246L13 248H15V249L17 250ZM27 247H28V246H27ZM37 247H38V245H37V243H36V248H37ZM45 247H44V250H48V249H49V248H45ZM48 247H49V246H48ZM52 247H55V245H53V246L50 247V250L52 249V251H53V248H52ZM56 247H57V246H56ZM62 247H63V246H62ZM93 247H94V246H93ZM103 247H104V246H103ZM115 247H116V246H115ZM123 247H124V246H123ZM149 247H150V245H149ZM151 247H152V246H151ZM192 247H191V248H192ZM195 247H196V248H195ZM203 247H204L205 249H204ZM233 247H234V248H233ZM10 248L12 249V246H11ZM32 248H33V247H30V250H31ZM38 248H40V247H38ZM38 248H37V249H38ZM42 248H43V247H42ZM58 248H59V247H58ZM66 248H67V247H66ZM94 248H95V247H94ZM94 248H93V249H94ZM97 248H98V247H97ZM111 248H112V247H111ZM128 248H130V247H128ZM133 248H134V247H132V249H133ZM145 248H142V249L144 250ZM153 248H154L153 250H155V251L157 250V249H155V247H153ZM164 248H165L166 250H165ZM174 248H175V249H174ZM181 248H182V249H181ZM194 248H195V249H194ZM228 248H229V247H228ZM15 249H12L11 252H14ZM22 249H23V248H22ZM40 249H41V248H40ZM83 249H84V248H83ZM89 249H90V248H89ZM93 249H92V250H93ZM109 249H110V248H109ZM109 249H108V250H109ZM150 249H151V248H150ZM170 249H171V247H170ZM170 249H169V251H170ZM200 249H198V251H199ZM203 249H204V250H203ZM1 250H2V248H1ZM4 250H5V249H4ZM20 250H21V248H20ZM94 250H95V249H94ZM102 250H104V249H102ZM143 250H142V251H143ZM147 250H149V249H147ZM153 250L151 249L152 252H153ZM160 250H158L157 252H159L158 254L162 257V254H161V251H160ZM164 250H165V251H164ZM172 250H171V251H172ZM201 250H200V251H201ZM225 250H226V249H225ZM21 251H23V250H21ZM33 251H34V250H32V251H28V252L25 253L24 255L11 254V255H9V257H7V259H6V258L3 259L2 262H1V264H54L55 261H56L55 258L57 257V255H56V257L54 256L55 258H52V256L47 257L46 255H45L46 257H44V256H39L35 251H34V252H33ZM36 251H37V252H38V251L41 252V250H39V249L36 250ZM52 251H51V252H52ZM88 251H89V250H88ZM99 251H100V250H99ZM109 251H110V250H109ZM111 251H112V250H111ZM120 251H122V250H120ZM149 251H150V250H149ZM155 251H154V252H155ZM171 251H170V252H171ZM186 251H187V249H186ZM198 251H197V252H198ZM223 251H224V252H223ZM227 251H228V250H227ZM11 252H10V253H11ZM40 252H39V253H40ZM46 252H47V251H46ZM57 252H58V251H57ZM61 252H60V254H61ZM84 252H86V250H85ZM97 252H98V251H97ZM103 252H104V251H103ZM112 252H113V251H112ZM114 252L117 253V251H114ZM118 252H119V251H118ZM128 252H129V251H128ZM134 252H135V251H134ZM152 252H142V253H144V254H145V253H147V254H151ZM183 252H184V251H182V253H183ZM187 252H188V251H187ZM203 252H202V253H203ZM207 252H208V253H207ZM86 253H87V252H86ZM116 253H113V254H114L113 256H116ZM120 253L123 254L124 252H123V253L120 252ZM120 253H117V256H118V254H120ZM172 253L175 254V251L172 252ZM194 253H195L194 255L197 256V255H196V250H195ZM234 253H235L236 256H234ZM2 254H3V253H2ZM43 254H44V253H42V255H43ZM49 254H50V253H49ZM52 254H54V252H53ZM56 254H57V253H56ZM58 254H59V253H58ZM82 254H84V253H82ZM92 254H93V253H92ZM100 254H101V253H100ZM100 254H99V255H100ZM147 254H146V256H148ZM152 254H153V253H152ZM173 254H172V256H173ZM186 254H188V253H185V252H184L183 255H186ZM200 254H201V253H200ZM224 254H225L227 257H224V256H225ZM0 255H1V254H0ZM50 255H51V254H50ZM65 255H64L62 258H64L63 260H65V262H66V264H67V263H68V262H67L68 260H66L65 258L68 257V256L66 255V257H65ZM87 255H88V254H87ZM96 255H97V254H96ZM99 255H98V256H99ZM107 255H108V254H106V259H107L110 255L112 256V253H110V255H109L108 257H107ZM129 255H131V254H129ZM134 255H135V253H134ZM169 255H171V253H169ZM169 255H168V256H169ZM181 255H182V254H181ZM202 255H203V254H202ZM202 255H201V257H203ZM205 255H206V258H205ZM60 256H61V255H60ZM76 256H78V255H76ZM76 256H73V257L75 258ZM80 256H81V255H80ZM82 256H83V255H82ZM84 256H86V255H84ZM93 256H94V255H93ZM102 256H103V255H102ZM122 256H123V255H122ZM154 256L157 257V255H155V253H154ZM165 256H166V255H165ZM199 256H200V255H199ZM0 257H1V256H0ZM73 257H69V259L72 260V261H74ZM86 257H87V256H86ZM88 257H89V256H88ZM125 257H127V256L125 255ZM133 257H134V256H133ZM156 257H155V258H156ZM163 257H164V256H163ZM163 257H162V258H163ZM173 257H174V256H173ZM173 257H172V258H173ZM176 257H177V254H176V256H175V259H176ZM184 257H185V256H183V258H184ZM187 257L190 258L189 256H187ZM187 257H185V258H187ZM229 257H228V258H229ZM1 258H2V257H1ZM62 258H60V259H62ZM71 258H72V259H71ZM80 258H81V257H80ZM82 258H83V257H82ZM82 258H81V259H82ZM119 258H120V257H119ZM130 258H132V256H130L129 259H126V258H125V261L127 260L126 262H131V261H128V260H130ZM139 258H141V255H140V257H138V259H139ZM144 258H145V257H144ZM146 258H148V257H146ZM159 258H160V257H159ZM165 258H166V257H165ZM169 258H170V257H169ZM172 258H171V259H172ZM185 258H184V260H185L184 262H186V261L188 260V258H187V259H185ZM198 258H199V257H198ZM58 259H59V258H58ZM58 259H57V261L59 262L60 259H59V260H58ZM75 259L77 260L78 258L76 257ZM83 259H84V258H83ZM89 259H90V258H89ZM89 259H88V260H89ZM93 259H94V258H93ZM93 259H91V260H93ZM95 259H96V257H95ZM104 259H105V258H104ZM122 259H123V258H122ZM166 259H167V258H166ZM200 259H201V258H200ZM63 260H62V261H63ZM79 260H80V259H79ZM85 260H86V259H85ZM88 260H87V261H88ZM100 260H101L100 262H102V258H101ZM108 260H111V259L108 258L107 261H108ZM112 260H114V259H112ZM118 260H119V259H118ZM131 260H132V259H131ZM149 260H150V259H149ZM156 260H157V259H156ZM201 260H202V259H201ZM227 260H229V259H227ZM62 261L60 260L59 263H61V264H65V262H62ZM87 261H85V263H86ZM93 261H94V260H93ZM93 261H92V262H93ZM123 261H124V260H123ZM123 261H122V262H123ZM132 261H133V260H132ZM138 261H140V259H139ZM145 261H146V260H145ZM169 261H170V260H168V264H170ZM174 261H176V260L173 259V264H174ZM179 261H180V260H179ZM179 261H178V262H179ZM225 261H226V259H225ZM229 261H230V260H229ZM234 261H233V262H234ZM58 262H57V263H58ZM74 262L76 263V261H74ZM77 262H78V260H77ZM80 262H81V261H80ZM80 262H78V264H79ZM96 262H98V261H96ZM100 262H99V263H100ZM103 262H105V260H103ZM119 262L122 263L121 260H119ZM149 262H150V261H149ZM189 262H190V261H188L187 263H188V264H190V263L193 264V262H190V263H189ZM75 263H74V264H75ZM81 263H82V262H81ZM81 263H80V264H81ZM90 263H91V262H90ZM94 263H95V261H94ZM94 263H93V264H94ZM111 263L114 264V262H112V261H111ZM141 263H142V261H141ZM141 263H140V264H141ZM194 263H195V262H194ZM69 264H70V261H69ZM82 264H84V263H82ZM88 264H89V263H88ZM107 264H109V262H108ZM129 264H130V263H129ZM131 264H133V263H131ZM136 264H138V263H136ZM161 264H162V262H161ZM180 264H181V261H180ZM182 264H183V263H182ZM195 264H199V263H195ZM201 264H202V262H201ZM228 264H229V263H228ZM231 264H232V263H231Z\"/></svg>", "mask_w": 264, "mask_h": 264}]
</instances>
